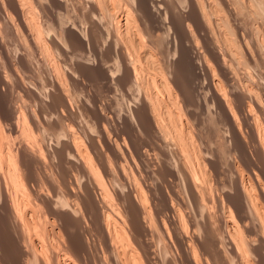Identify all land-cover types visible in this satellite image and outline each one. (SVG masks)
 I'll return each mask as SVG.
<instances>
[{"label": "rangeland", "instance_id": "obj_1", "mask_svg": "<svg viewBox=\"0 0 264 264\" xmlns=\"http://www.w3.org/2000/svg\"><path fill=\"white\" fill-rule=\"evenodd\" d=\"M11 1L12 0H0V25H1L0 26V38H2V43L0 46V49H1V51H0V60H1L0 61V64H1L0 70L4 69V64H3L4 63V59H3L4 56H2V54L4 53V55L7 54L6 55L7 60L9 59V62H11L12 66H14V67L18 66V67H16V68H18V73L20 71H22V74L20 73V75H21L20 77H22L24 79V83H25L24 89L25 90L24 91L21 90L20 93L17 91V89H16V86H17L16 81L17 80L15 79L14 75H10V73L13 74L15 71L14 70H12V71L8 70V74H9L8 80H9V83L10 82H12V83H10L8 88H7V85H5V88H4V86H3L4 84L3 83L0 84V95H1L0 101L2 100L1 104L4 105L3 106L4 109H5V106H7L9 108L10 105H11V107L14 106V109H17L16 111H18V113L17 112L14 113V114H16V115H14L15 116L14 118H16L18 116V117L23 118V120H25L24 118L26 117V120L28 121V128L30 127V129L28 130V135L25 137V139L28 142H30V144L32 143V146L36 150H38V153L40 154V156L42 155L41 157H43L44 161H43V163H41V162L37 163L34 161V159L26 157L27 158L26 161L28 160L27 162H28V165L30 167L29 172H30V176H31L30 179L27 181V186H29L30 184L31 185L25 191L23 189L16 191V188H15L16 186L12 185L13 180L11 178H10L11 179L10 180L6 174L5 175L7 177L2 176L1 171L4 169L5 171L3 170V173L6 172L5 166H7V163H6V159H4L5 162L3 161V163H5V165L2 163V160L0 162V164H2L4 167V168H1L2 165L0 167V172H1V174H0V187H1L0 188V196H1L2 192H4V195H5V193L7 194V191L10 190V194H12L14 192L12 196H13V198L16 197L15 201H18L21 198H22L21 200H23V201L26 200L27 205L25 207L21 206L20 211L18 210V213L20 212L19 213L20 219L22 221L24 220V222L22 224L23 226H25L24 228H26V227L30 228V227H33V225L35 227L37 224L38 225L40 224L39 229L37 227V229H38L37 232H35V230H32L31 233L24 235L22 230H20L19 222L17 223V221L14 220V217L12 215L13 212H11L12 209L9 206H6L5 204H3V201L0 197V200H1L0 201V264H25L28 260L30 261V262L28 261L29 264H45V262H47V261L49 264H51L52 262H56V263L58 262L59 264H66L67 262H70V264H73L74 260H77V261H75L76 263H74V264H94V263L95 264H115L118 261L120 264H123V263L124 264H134V263L135 264H147V263L148 264H153V263L154 264H156V263L157 264L158 263L163 264L166 261L164 264H167V263H169L170 260L175 261L178 264H182V263L188 264V262H186L184 256L181 255L182 253L180 251V248L176 247V246H179V242H178L179 240H176V238H175L176 233L181 234L184 232V234L187 236V238L189 237L190 239H192V237L194 238V236L197 237L196 232L198 231V233H197L198 237L200 239L202 238L201 239L202 241L204 240L205 248L207 250L208 249L211 250L210 248L213 249V245H214L215 241H218L219 238L222 239V241L219 240L221 242V246L223 244L222 243L223 241H224V243H227V240L229 238V233L230 232L233 233L234 228H236L237 231L240 230L239 228H241L243 230L241 225L242 224L244 225L246 222H241V221L238 222L239 223L238 228L233 226V222L232 223L228 222V225H227L226 220L230 219V216H229L230 214L228 215L229 208L226 205H229V203L226 201V198L224 197V192H226V191L231 192L233 190V187H234L233 173H232L231 168H230L231 166L230 167L228 166V165H230V164H228V162L230 163L231 161H233L232 159H234V155L236 153L234 150V148H235L234 145L235 144L238 145L239 143H244L243 145L245 146V149H247L246 150L247 153L249 152V154H251V155L253 154L255 156L256 148L258 147V144L260 142L264 143V111H263L264 110V0H202V1L197 0L200 3L199 7L201 6V8H200L201 11L198 9L197 5L195 6L192 4V0H165V1L164 0H155V3L153 2L154 0H142V1L141 0L140 1L139 0H130V1L129 0H96V1L95 0H27L26 2L24 0H22L23 3H25L24 5L26 6V9L29 10V11L27 10L28 12H26L29 15L26 14L25 19L27 20V18H28L27 16H29V20H30L29 26L35 25L34 26L35 28L26 27V29L29 28L32 31H34L31 34H29L30 33L29 29H28L29 32L26 29H24L25 27L23 26L24 25L23 20H20V18L17 16V14L15 12L17 9V7H15V6H17V5L16 4H15V6H14V4L12 5ZM28 1H30L31 3ZM120 2H121V4H120ZM130 4H132V5H130ZM3 5H4V8L7 7L6 11H4L5 9L3 8ZM8 5H10V6H8ZM32 6H34V8ZM13 7H15L16 9L14 10ZM193 8H196V9H193ZM194 10H195V12H193ZM7 11H10L9 13H11V12L12 13L9 14ZM130 12H131V14H130ZM201 13L204 15L205 20H206V22H204V23H203V20L201 18L202 17ZM8 16H9V18H8ZM126 16H129L130 18L126 17ZM197 16H201L200 17L201 19H199V17H197ZM13 17L14 18L16 17V19H13ZM17 17L19 20L17 19ZM132 18H134V19L132 20ZM125 19H126V21H125ZM127 19L130 20V23H129V21H127ZM9 20H10V22H9ZM197 20H199V21H197ZM200 20H202L201 23H199ZM20 21H22V22H20ZM38 22H40V24H38ZM187 22H189L190 24ZM202 23L204 24V26H202L203 25ZM2 24H3V26H2ZM186 25H188V26H186ZM189 25H191V26L189 27ZM147 26H149V27H147ZM38 29H39V31H38ZM36 30H37V32H42L41 33L42 35L40 34L41 39L43 38V40H40L41 42H39V40L37 42L34 41V40L40 39L35 33ZM119 33H120L119 36H122V35L123 36L119 37L118 36ZM35 35H36L37 39H35ZM82 37H84V38H82ZM24 38H25V40H24ZM81 38H82V40H81ZM120 38L127 40V43L130 45V46L129 45L128 46L130 48H132L131 50H133L132 54H135V56H137V57L139 55V57H138L139 60L135 59L136 60L135 63L138 65V69L139 68L142 69V73H141L140 78H139L140 79L139 84L141 86L140 89L137 88L138 86L137 87L132 86L131 87L132 89L128 90V88H129L128 85L121 88L120 86H118L119 81L118 82L116 81L117 77L122 75V74H120V72L122 73V71L120 70V72H119V67H116L118 64L115 65V63L117 62L116 58H117L118 54L120 53L118 51H120L122 49V47H123L122 50L126 51L125 46L122 45L123 40ZM47 40H48V42H47ZM52 40H53V42H52ZM0 41H1V39H0ZM42 41H44V42H42ZM81 41H82V43H81ZM83 41H85V42H83ZM128 41H130V43ZM182 42H184V43H182ZM24 43H26L27 45ZM133 43H135V44H133ZM155 43L158 44V45L156 44V47H155ZM159 43H161V44L159 45ZM179 44H181V45H179ZM25 45H26V47H25ZM43 45H45V47H47V45H48L47 49ZM87 45H89V46H87ZM132 45L135 47H132ZM42 46H43V48H41ZM48 49H49V51H48ZM48 52H49V54H48ZM42 54H44L46 57ZM40 55H42V56H40ZM49 58H51V59H49ZM24 61L26 62V65H25ZM137 61H139V62H137ZM205 61H207V62H205ZM21 62H23V65L26 68H28L27 74H26V71L23 72L24 70H23L22 66L20 65ZM27 62L29 63L28 65H30L29 67L27 66ZM206 63L208 64L209 68H208V66H206L207 65ZM58 64H60V65L58 66ZM222 65H223V67H222ZM74 68H76V69H74ZM109 69H111V70H109ZM143 69H144V71H143ZM159 69L164 72V76L166 75L165 77H167L169 79V81L172 83L170 86L171 89L170 88L165 89L163 87V83L165 84V81L167 79H164V76H162V74L159 72ZM73 70H75V72ZM154 71H156V72H154ZM58 73H60V77L63 75L65 76L66 73H67L66 76H68L67 81L65 80L66 77L65 78H64V76L62 77V79L64 78L63 81L64 82L66 81L65 83L64 82L63 83H64V86L66 89V93H68L67 97H68L69 105L66 104V106H63L60 103L61 101L59 99L60 98L59 95L57 93L55 94V92H54L55 88L54 87L52 88V86H51V85H53L52 83L56 82V80L54 81V79L57 78L58 75H56V74H58ZM113 73L115 75H113V77H112L111 75ZM153 73H155V74H153ZM71 77H73V78L69 79ZM0 79H1V75H0ZM154 80H156L157 86L150 84V83H153ZM213 80L215 83L213 82ZM75 81H76V83H75ZM0 83H1V81H0ZM175 83H177V84H175ZM216 83H217V85H216ZM214 84L216 85V88H218L220 90L222 89L221 92L222 91L225 92L226 96H225L224 92H222V93L227 98V103H228V101L230 103V104L228 103L230 105V106L229 105L228 106H229V108L231 107L230 109H233L234 113L236 114V119L238 120V124H240L239 129H241L240 132L237 131V129H235V131L238 132L237 136L239 135L238 139H236L237 137L235 138V136L232 135L233 132L231 129L232 128L231 115L227 114L228 112H225V110H224V112H222L223 110H221V108H223V107H221V104L219 106V103L216 100V97L213 93ZM148 86L149 87L153 86L152 87L153 90L156 91L157 93H159L158 95L162 98L161 102L163 101L161 103V106H160V108L163 110L159 111V112H161L160 116H159V120L161 118L162 121L160 120L159 123L163 122L164 120H165V123L172 121V122L167 123V124H165L163 122L164 123L163 127L165 130L163 129V127H161L163 129V130L161 129V131H160V134L162 135V136H160L161 140H159V136L157 137L156 132L154 133V129H151V127L146 125V121L144 119L146 114H145L144 109L141 108V104L143 102L141 98L144 97V96L142 97L143 93L145 95V91H143V90L145 88H148ZM209 87H211V88H209ZM2 88L5 89V91ZM169 89H170V92H169ZM28 90H31V91L28 92ZM243 90H245V91H243ZM241 92H243V93L245 92L247 94V97L243 96ZM136 94H137V96L139 94V96L137 97ZM20 95L23 98H21ZM134 96H136V97H134ZM168 96H171L170 99ZM23 99H25V100H23ZM178 99H179V102H178ZM186 99H187V101H186ZM172 102L173 103L175 102L174 105ZM191 103H192V107H191ZM178 105L182 106V107H179ZM91 106L92 107L94 106L93 108H96V106H97V108L93 109ZM7 107H6V110L8 111ZM85 107H86V109H85ZM89 107L91 108V110ZM142 107H143V104H142ZM163 107H165V108H163ZM224 107H225V105H224ZM226 107H225V109H227ZM26 109H28V111ZM247 109H250L255 116V118H254L255 120L253 121V123L256 122L257 124H254L256 127L253 129L251 128V124L249 122L247 123V121L244 119L245 118L244 114H245V111ZM84 110H85V112H83ZM98 110L100 113L103 112L104 115L107 114L106 115L107 116L106 117V123H105V128L107 130V133L108 134L110 133L109 135L112 137V139L115 140L117 138L115 140L116 144L119 143L122 149L126 150V152H127V149L125 148V146H126V147H128V149L130 151V152L128 151V155H127L128 158H126L127 163H124V165H126L127 168H128V166L130 168H133V169L128 168V170H129L128 172H130V170H131L130 173H128L126 170V174L128 173L131 176V177H129V175L127 174L128 177L130 178L128 181L130 182V184H133L132 180L138 181V182L135 181L137 184H135V182H134L136 191L138 190L137 192L140 193V194L139 193L137 194V192H136V194H137L136 196L140 195L142 198L144 196L143 199L147 198V201L144 204H145V206L146 205H148V206H146L145 208H146V210L148 209L147 213L150 210L149 212L154 216L153 217L152 215H150V213L148 214V217L149 218L151 217L150 219H152V224L149 223L151 221H147L148 227L151 229H148V231L146 233H144V231H141L139 229H138L140 231L139 234L133 233L132 231H128L129 228H128L127 221H126V220H128V218H127L128 215L126 213H127V210L129 209L128 206L129 205L132 206V204H133V202H131V201L133 200L134 196H131V192H132V194L134 193V195H135V191L134 190L132 191V188L130 187L132 185H130V184L127 185L128 181H125V180H124L125 185L121 184L122 183L121 177H122V179L124 178L121 173H119L120 175L115 174V176H113V178L112 177H106L107 174L104 173L105 171L102 168L103 165H102L99 158L102 159V157L105 155L104 152L102 151V146H101L102 145L101 143H103V140L101 138L99 128L97 129V127L95 125L97 121L94 119V118H96V116L93 114V113H95V111H98ZM134 110H136V111L134 112ZM9 111H10V109H9ZM25 112H27V113H25ZM86 112L87 113L89 112L88 113L89 115L91 114L90 117L93 118L92 120H90L91 118L89 119V117H88L89 115ZM171 112L174 114H171ZM84 113H86L87 115ZM92 114L95 117L92 116ZM134 114H138V115H140V117L138 118L137 117L138 115H134ZM223 114H226V115H223ZM22 115H23V117H22ZM44 115H45V118H44ZM54 115H55V117H54ZM169 115H170V117H172V116H174V117L169 118L168 117ZM31 116H32V118H31ZM164 116H167V117L165 118ZM27 117H29V118H27ZM62 117H63V119H62ZM162 117L164 119H162ZM1 118H2V121H1V119H0V121L2 123L1 122L0 123L2 125L4 124L2 127H4V131L7 133L9 126L4 123V119L6 121L7 118H5V117H1ZM21 118H20V120H21ZM131 118H133V119L135 118V119L132 121ZM88 119H89V121H88ZM135 120L139 123H137ZM140 120H142L144 122H142ZM230 120H231V122H230ZM33 121L35 122L34 124H33ZM41 121L43 124L41 123ZM90 121H91L92 125L90 124ZM92 121H95V123H92ZM140 122H142L143 123L142 125L146 126V127L140 126L141 125ZM6 123H8V120L6 121ZM171 123H173V124L170 125ZM168 124H169V126H168ZM40 125L42 126V128ZM135 125H137L136 127H138V128H136ZM160 125H162V124H160ZM200 127H202V128H200ZM30 130L33 131L34 133L30 132ZM191 131L194 134L189 133ZM177 132L178 133L180 132L179 134H184V138H183V140H181V142L182 141L184 142L183 146L187 145V146H184V147H186L185 150H184L183 146H180V145H182V143L179 141L180 139H178V137H177L178 136ZM188 133H189V136L186 135ZM240 133L243 135H240ZM31 134H33V136ZM71 134H72V136H71ZM13 135H15V136H13ZM13 135L11 136V140L17 139L16 140L17 142L12 141L13 143H7L5 141V142H2L0 144V148H1L0 154L3 153L2 154L4 156L3 158H5L7 156V154H5V151L7 153L9 148H13V149L16 148L14 151L17 152L16 150H21L23 147L22 143L24 141H22L21 139H24V137L23 136L19 137L20 134L18 135L16 133ZM158 135H159V133H158ZM190 135H191V137H190ZM172 136H174V137H172ZM12 137H15V138L12 139ZM34 137L36 139H33ZM192 137H194L195 139H193ZM157 138H158V140H157ZM234 138L237 140V143L235 142L236 140ZM259 138L261 139V141L259 140ZM75 139H77V140H75ZM93 139H95V140H93ZM165 139H167V140H165ZM30 140H32V141H30ZM70 140H72V141H70ZM99 140H100V144H99ZM190 140H192V142H194L193 146H191L192 143H190ZM233 140H235V141H233ZM73 141H75V143H74L75 145L78 142L79 145L77 144L78 146H76V147H80L79 150H81L80 152H82V153H80V155L81 156L84 155L83 158L87 159L86 161L89 164H91V161H92L93 168L95 167L96 169H98L99 175L104 176V179L107 181V185H108V183L109 184L112 183V184H110L111 189L108 188V192L111 196L109 200H113V197H114V199L117 198L116 200H118V201H116V200L115 201L113 200V202L111 201L112 202V203L110 202L111 208H109V210L105 208L106 209L105 211H109V213L112 217L109 220L110 221L109 222V224H110L109 228H111L110 229L111 233L113 232V234H114V231L116 233L120 228L121 229L119 230V232H121V230L125 229L124 227L127 225L126 231H128V232H126V231L123 232L124 230L122 232H123V234L125 233L124 234L125 236H127L129 234L127 236L128 238L127 237H123V238L121 237V240H119V239H115L117 237V234H120L119 232H117L114 235L112 234L113 237L115 236L113 238V242H116L119 240L118 242L114 243L115 249H113L112 251L108 249L107 244H103V242L106 243L105 242L106 240L103 241L102 237H105L108 240V235L104 234V236L101 237L100 235H102V233L100 231H98V232H100L101 234L96 233L98 230L97 229L98 227H96V224L98 223V221L96 222V220L98 218H97V216H96V219L94 218L96 213L94 211L92 212V209H90V207H91L90 202L91 201L93 203H95V202L97 203V201H98V203H99V201L102 202L101 190H99V192H98V188L94 187L93 185H90V184H94V182L90 183V181H88L89 179H87L88 176H87V178L82 177V174L79 172L77 165L72 166L71 161H69V163H67L68 162L67 158L69 155V153H67V152H69V150H68L69 147L73 148L72 147V146H74V145H72ZM94 141H95V144H94ZM159 141H162V142L159 143ZM198 141L200 143L202 142L201 143L202 145ZM19 142H20V145H22L21 147L19 145ZM162 143H163V145H162ZM67 144H69V145H67ZM91 144H92V146H91ZM104 144L105 143H103V145ZM189 144H190V151L188 149ZM9 145H10V147H8ZM256 145H257V147H256ZM64 146H66V147H64ZM202 146H203L204 150H203ZM205 146H207V147H205ZM19 147L21 149H19ZM134 147L136 148L138 153L133 150ZM181 147H183L182 148V150H184L183 153L185 152L186 155L190 154V156H191L190 160L185 159L184 156H181V154H179L181 152L179 150V149H181ZM160 148L163 151L165 150L164 152H167L166 153V154H168L167 156H171V157H168L169 159H167V160L170 161V163L173 165V168L175 167L174 169H178V167L181 166L180 162L182 161V158L184 157L183 161H187V164L188 165L190 164L192 166V168H191V166H189L190 169H193L191 171L194 172V170L196 169L195 172L198 174L197 177L199 176V178H197V182H199L198 179H201L202 177H204L206 180H208L206 182V180H204V178H203V181H202V179L200 181V183H202V185L200 183L198 184V186L201 187L198 190L200 191L202 189L201 190L202 191L201 196L204 195L201 199L205 198L204 199L206 201L205 203L208 204V205H206L204 203L205 206H207L206 208L204 206L203 207L204 209H202L198 205L194 204L195 201H194V199L193 200L191 199L192 196H191L190 192L188 195V190L189 191H191V190H190V188L188 189V187L186 185V184H188L186 179L185 180L183 179L184 181L181 179L183 182L182 181L180 182V181H177L178 180L177 178H175L173 176L172 177L169 176V171L166 170L167 165L164 163L166 158H165V156L163 157V151H162V154H160L161 153ZM177 148H179V149H177ZM206 149L212 150L211 153H209L210 150L208 151L207 154L203 153V152L207 151ZM213 150H214V152L217 150L216 152H218L219 154L216 152L215 153L217 156L218 155L221 156V157L219 156L220 157L219 159H218V157L216 158L215 154H214V156L216 159L214 158V156L212 154V153H214ZM65 151H66V153H65ZM175 151H177V153ZM178 151H180V152H178ZM145 152H147V153H145ZM196 152L199 153L200 155H198ZM192 153H196V154L192 155ZM164 155H165V153H164ZM194 155H198L199 159H201V158L202 159L199 160L198 157L196 158V156H194ZM109 156H110V161L115 160L114 157H111V155H109ZM129 156L132 158H130ZM133 156H134V158H133ZM158 156H161V158ZM207 156H210L209 158L213 157L211 159L213 162L216 160L214 162V164L216 166L217 165L218 166H217V168L216 167H214V168H216L218 170L221 168H225V170L224 169L220 170L218 175H217L218 172H215L216 173V175H215L213 173V171H215V170L213 168H211L212 166H211V164H209V161H211V160H208L209 158ZM104 157H106V156H104ZM146 158H147V160H146ZM61 159H63V160H61ZM106 159H102L104 161V163H107V162H105ZM127 159L129 161H127ZM134 159H135V162H134ZM195 159H196V161L198 159L203 165L207 163L206 167H204L205 169L202 168V170L200 171L199 166L197 167V165H199L200 162L198 161L199 162L198 163V162L193 161ZM146 161L148 163H146ZM152 161L154 163H152ZM178 161H179V164H178ZM203 161H204V163H203ZM217 161L220 162L221 165ZM112 162L111 163L114 164L115 167L118 166L117 161H112ZM115 162L117 163V165ZM150 162L153 165L154 164H157V165L151 166ZM156 162H158V163H156ZM160 162H161V164H160ZM39 163H41V164H39ZM222 163L225 165H223ZM161 165H163V166H161ZM219 165L221 166V168H219ZM155 167H157L156 168L157 173H155L156 172ZM193 167L194 168L196 167V168L194 169ZM206 168H208V169H206ZM71 169H72V172H74L78 182L75 178H72L74 176H72V174H71ZM75 169L77 171H74ZM144 169H147V170H144ZM204 170H207V171L204 172ZM223 171H225V174H223L224 173ZM141 172H142V174H141ZM199 172H201V175H199L200 174ZM202 172H204L206 174H204ZM209 172L213 173V175L212 174L210 175ZM77 173H79V175ZM76 174L78 175V177ZM88 174L89 173H87V175ZM133 174H135V175L132 178ZM145 174L146 175L148 174L147 177ZM158 174L160 175V177ZM220 174L225 175L224 177H226V178H224L223 175L221 176ZM205 175L207 177H205ZM219 175H220V177H219L220 180H218ZM243 175H244L243 178L245 179L246 186H248V184L250 182V180H249L250 176L247 175V171H245V173H243ZM67 176H69V178ZM144 176L146 177V179ZM195 176H196V174H195ZM214 176H217V177H214ZM2 177L4 178V180L2 179ZM61 177H63L62 178L63 180L61 179ZM65 177H66V179H65ZM209 177L211 179H209ZM212 177H213V179H212ZM227 177H230V178L227 179ZM7 178L9 179L8 180L9 182L11 181L8 184L9 186L11 185V187H9V190H7L8 185L5 184V183H8V182H6ZM107 178H109L108 180H110V179L111 180L108 181ZM156 178H159V179H156ZM262 178L263 177L260 178V180H261L260 183H262L264 185V183L262 182L264 180V178H263V180H262ZM84 179H86V180H84ZM118 179H120V180H118ZM225 179L230 180V185L231 186L233 185L232 187L230 186V190L228 188L229 185L228 186L226 185V183H229V181L227 182ZM59 180H60V182L65 181L66 183H69V181H72L73 182L72 187H74V188L77 187L79 189L78 190L77 188H75V194L78 192L77 196L72 192L70 193V191L68 189L63 188L62 186L59 187L58 186ZM112 180H113V182H112ZM114 180L116 183L114 182ZM210 180H211V182H209ZM248 180H249V182H248ZM4 181H5V183H2ZM40 182H43V183L41 184ZM51 182H53V183H51ZM87 182H88V184L90 183L87 186L88 187L87 189L93 188L94 192H92V189H91V191L89 189V191L92 192V194L89 192H86V191H88L86 189V186H85V184H87ZM159 182L160 183L162 182V183L160 184ZM214 182H215V184H214ZM221 182H223L224 184H222ZM39 183L41 184V186ZM78 183L79 184L81 183V184L79 185ZM177 183L179 185H177ZM180 183H183V188L185 187L184 188L185 190L182 187H180L182 185ZM211 183H212V186L215 188L212 187V189H209V188H211L210 187ZM218 183H220V184H218ZM13 184H15V183L13 182ZM120 184L122 186H125V187H122ZM149 184L151 186H149ZM250 184H251V182H250ZM250 184L248 187H251ZM145 185L147 186V188ZM152 185H154V186H152ZM215 185L218 186V189L216 188ZM4 186H5V188L6 187L7 188L5 189ZM115 186H117V187L115 188ZM148 186L151 187L150 188L151 190L148 189L149 188ZM159 186L160 187L162 186V187L159 188ZM172 186H173V189L171 188ZM174 186H175V188H174ZM12 187L15 189H13ZM108 187H109V185H108ZM144 187L146 188V190H144L145 189ZM203 187H206V189ZM2 188H3V190H2ZM123 188H124V190H127V191L129 190L128 191V193L130 192L129 195L127 192L126 193L130 198H128L127 195H124L126 193H124L125 191L123 190ZM137 188H139V189H137ZM223 188H225V189L223 190ZM226 188H228V189H226ZM117 189H119L120 191ZM160 189L163 191H161ZM165 189L166 190L168 189V190L165 191ZM169 189L171 190V192ZM175 189H176V191H175ZM13 190H15V191H13ZM84 190H85V192H84ZM205 190H207V191H205ZM215 190L218 192V194ZM221 190H222V192H220ZM82 191L84 192L85 195L82 194ZM110 191L111 192L113 191V194H115V195L111 194ZM149 191H150V193H149ZM208 191H210L211 193L210 192L208 193ZM151 192L153 193V195ZM163 192L168 194L167 196H169V194H170L169 197L171 200H169L168 197L165 196L166 194H164ZM86 193H87V195H86ZM120 193L123 196L120 195ZM173 193L175 194L176 198L179 195L178 200L179 201L181 200L180 202L176 201L177 200L176 198H172V197H174ZM178 193H180V194H178ZM185 193H186V196H185ZM198 193H200V192H198ZM206 193H208V194L206 195ZM93 194L95 195V197L96 196H98V197L95 198L94 196H92ZM116 194H119V195H116ZM211 194H214V197L216 198V200L220 196H222V197H220V199H218V201H215V198ZM215 194L220 195V196H216ZM253 194H256V192L254 191ZM99 195H100V197H99ZM162 195H164V196L161 197ZM187 195L190 197H187ZM78 196H79V198H78ZM84 196H88V198L91 197L90 198L91 201L88 200L89 201L88 204L86 202L88 198L86 197L87 198L86 199V198H84ZM121 196L123 198H124V196H126V198L124 200H122L123 198ZM206 196H209L208 199H206ZM17 197H18V199H17ZM80 197L82 199L84 198V200H86V201L81 202L80 200H82V199H80ZM92 197L95 198L96 201L94 199H92ZM119 197L123 203L118 199ZM164 197H166L165 198L166 200H164ZM239 197L241 198V196L235 195L233 197L234 198L233 200H236V203H239V202L242 203L243 200L239 199ZM44 198H45V200H43ZM66 198H68L71 205L66 204ZM182 198H183V200H182ZM77 199L79 200V202ZM127 199H129L130 203H132V204L127 202L128 201ZM223 199L227 203H225V201ZM53 200H55V201H53ZM188 200H189V202H190V200L192 202L189 204V202H187ZM49 201H50V203H49ZM118 202H120L121 204ZM124 202L125 203L127 202V204H124ZM166 202H168L167 203L168 205L166 204ZM182 202H183V205L181 204ZM186 202H187V204H186ZM223 202H224V204H226V205H224L226 207L223 206V204H222ZM43 203H44V205H43ZM47 203H49V204L47 205ZM128 203H129V205H128ZM220 203H221V205H220ZM241 203H239V204L241 205ZM51 204L53 205V207L56 208L54 211L51 209V207H52V206H50ZM83 204H85V205H83ZM179 204H181L182 206ZM169 205H170V208L168 207ZM173 205H174V207L176 206L175 208H178L179 211L184 206V209H182L180 212H182V211L184 212V210H185V213H188L189 215L191 212L196 213V215L193 213L190 216L188 215V217L190 219H192V221L190 220V222H194L195 226L192 223H189V221H188L189 218L187 217V214L184 215L185 213L183 214V212H182V215H183L182 219L183 220L182 221L179 220L180 223H177L178 221L176 222V220L178 219V216L175 212H173L174 216L175 217L177 216L176 219L174 217V219H175V221H174L173 216H172L173 214L171 212V211H173L171 208V206H173ZM188 205L190 206L189 208H188ZM194 205H196V206H194ZM213 205H215V206H213ZM49 206H50V208H49ZM119 206H120V210H119ZM133 206H135V205H133ZM209 206H210V208H209ZM218 206L219 207L221 206L220 207L221 209L220 208L217 209L216 207H218ZM16 207H17V204H16ZM80 207L81 208L84 207L85 209L88 208L87 213L85 212L86 211L85 209H81L83 212L81 210H79ZM123 207L125 208L124 210H123ZM156 207H159V208H157V210H156ZM195 207L198 209L196 210ZM69 208H70L71 213L70 214L67 213L68 216H67V214L64 213L65 217L62 219L59 216L57 217V215L54 214L55 211H59V210L61 211L60 212V214H61L63 210L66 211L65 209H69ZM71 208H73V209H71ZM112 208L114 210L116 208V212L120 211L119 214L121 216L123 214V211L126 210L124 212V214H126V215L124 216V214H123V216H122L123 218L120 219L121 218L120 215L118 213L114 214L115 211ZM154 208H155V210H154ZM226 208H227V211H226ZM231 208L234 209L233 206ZM49 209H51L53 212H50L51 210L49 211ZM57 209H59V210H57ZM89 209L92 212L90 214H89V211H90ZM152 209H153V212L151 211ZM159 209L160 210L163 209V210L160 211ZM224 209H225V213H224ZM240 209H242V207ZM44 210L46 212H44ZM111 210H113V211H111ZM135 210H136V208L134 209V207H133V208H131V211H129V213H132V216H133V213L135 212ZM198 210H200L199 211L200 214H199ZM219 210H222V211H219ZM235 210H236V208H235ZM235 210H234V213H235V216L237 218V215H236L237 212H235ZM207 211L208 212L210 211V213L207 214ZM212 211H213V213H212ZM21 212H23V213L21 214ZM155 212H156V214L154 215ZM197 212H198V214H197ZM217 212H219L221 215L218 214ZM221 212H223V213H221ZM85 213L87 215H90L91 217H93L92 219H95V220H93V222H92L91 217L85 216L86 215ZM112 213H113V215H112ZM170 213H171V215H170ZM202 213H204V216L202 215ZM20 214L23 215V219H22V216ZM92 214H94V215H92ZM162 214H163V216H162ZM224 214H226V215L224 216ZM201 215H202V217H201ZM81 216H84L85 218L83 217L84 218L83 219ZM192 216L193 217L195 216L194 219ZM214 216H217V217H215L217 219H215ZM223 216L225 217L226 220L224 219ZM25 217H26V219H25ZM133 217L136 219V220H134V222L135 221L137 222L138 217L136 216V213H134ZM165 217L166 218L168 217V218L166 219ZM198 217H199V219H198ZM48 218H49V220H48ZM55 218H56V220H55ZM86 218H87V220L89 218V220H88L89 224L86 221ZM149 218L147 220H149ZM161 218H162V220H161ZM200 218H202L204 221ZM218 218L220 221V222L218 221L219 223H221L222 225L225 223L226 224L224 226H222L220 224L221 227L219 225H217L218 222L215 220H218ZM80 219H82V220H80ZM90 219H91V221H90ZM153 219H155L154 223H156L158 221L157 222L158 224H153ZM160 220L162 222H160ZM196 220H198L197 221L198 223L196 222ZM199 220L200 221L202 220L204 222V225H203V222L201 225V223H199L200 222ZM206 220L207 221L212 220V225H210L211 223L208 224V222ZM223 220H225V222H223ZM22 221H20V222L22 223ZM60 221H62V223H60ZM183 221H186L185 225H188L190 228H188L187 226L185 227V225L184 226L181 225V224H184ZM187 221L191 225H189L187 223ZM213 221H215L214 222L215 223L214 228L217 230L220 227L221 231L223 233L221 231H220L221 233L218 232L220 228L218 229V231H216V230L213 231L214 230L212 228L213 224H214ZM174 222H175V224H180V225H175ZM247 222H248V224L251 225L250 221H247ZM24 223H26V225ZM91 223H93V224L95 223L94 224L95 226ZM160 223H161V226L159 225ZM171 223L173 224L172 226H171ZM62 224H64V225L62 226ZM44 225H46V228H47L46 231H45V229L42 228ZM149 225H151V226L156 225V227H158V229L155 226H154L155 229H153L154 227L152 226L153 227L152 228ZM164 225H165V227H164ZM216 225L218 228L216 227ZM61 226L62 227L66 226V228L64 229ZM175 226H178V228H180V230L181 229L182 230L180 231L177 227L175 228ZM181 226H183L186 231L190 229L189 233L192 232L191 233L192 237L189 234H187L188 232H186L183 227L181 228ZM192 226L195 227L197 231H195V228L192 229L193 228ZM171 227L172 228L174 227L173 228L174 230L177 229V231H180V232L174 231ZM222 227H224V228H222ZM227 227H228V229H227ZM232 227H234V228H232ZM250 227H252V226H250ZM89 228L90 229L92 228V230H94L95 233H94V231L91 232V230ZM112 228L114 230H112ZM40 229H41V232H38ZM66 229H68V232L70 231L69 233L68 232L66 233L67 235H65ZM203 229H204V233H203ZM226 229H227V231L229 230L230 232L228 231V233H226L227 232ZM63 230H64V232L62 233ZM152 230L154 231V233L157 232V234L154 235ZM172 230L175 233H173ZM237 231H235L236 234H237ZM130 232L134 234L135 240L133 239V235L132 236L130 235ZM166 232H167V234H165ZM217 232H218V234H221V235L218 236ZM235 232L233 233L234 235H235ZM22 233L25 237L22 235ZM147 233H150V234H147ZM158 233H160V234H158ZM63 234L65 237H63ZM70 234L72 235V237H71L72 239L68 236ZM168 234H169V236L170 235L171 236L169 237ZM173 234H175V235H173ZM180 234L176 236L179 239H180V237H179ZM202 234H203V236H202ZM206 234L209 236H207ZM225 234H227V235H225ZM138 235L140 238L142 237L144 240L142 238L140 240V238L137 237ZM157 235H158V237H157ZM26 236H27V238H26ZM120 236H123L122 233L120 235H118L119 238H120ZM135 236L139 239L140 242L138 241V239H136ZM149 236H151L150 238H152L154 236H155V238L157 237L156 239L158 242H156V239H154V238L149 240L150 239ZM200 236H202V237H200ZM52 237H53V240L51 239ZM54 237H55V239H54ZM130 237H132V238H130ZM214 237L216 239L218 238V240H216ZM124 238H125V240H124ZM158 238H160V239H158ZM170 238L173 242L170 241ZM69 239H70V241H68ZM129 239H132V242ZM153 239L155 242L153 241ZM164 239H166L165 240L166 242H168V243L171 242L172 244L171 243L170 244L165 243ZM127 240L129 242H127ZM174 240H175V242H174ZM213 240H214V242H213ZM136 242L137 243L139 242L138 243L139 246H137ZM143 242H145V243H143ZM149 242H150V245L148 244ZM163 242H164V244H163ZM220 242H219V244H220ZM142 243L145 245V246L142 245L144 247H141ZM146 243H147V246H149V247H151V243H152V247H151L152 250L154 249L155 246L157 248L155 247V249L153 251L152 250L150 251V248L146 246ZM72 244L75 245V249H77L76 251L79 252L78 255H77V252H75V249L73 248L74 245H72ZM66 245L70 246V247L72 246L71 247L72 250H70V248H67ZM126 245L127 246L130 245V246L127 247ZM60 246H61V248H60ZM64 246L67 249H69V251L67 250L68 252L72 253V251H73L75 253V254L73 253V255H75V257L72 258L73 261H71L68 258V256L65 255L66 251L63 250V248H65ZM45 247H47L48 250ZM103 247L105 248L104 250H103ZM122 247L124 249H121ZM145 247H147L146 250L148 251V253H147V251H145L146 254L143 251V249L145 250ZM222 247H224V246H222ZM169 248H171L170 251H172V252L169 251ZM25 249H28V251L30 250L29 253L31 255L32 254L33 255L32 256L28 255V257L24 256L23 252L25 251ZM166 249H167V253L165 251ZM128 250H129V252H128ZM150 252H153L155 257L152 256L153 253L150 254ZM169 252L171 254H169ZM46 253H47V257L45 256ZM104 253H106V255ZM118 253H119V255H118ZM132 253H133V255H132ZM136 253L140 256H138ZM173 253L175 256L173 255ZM100 254H103V255H100ZM54 255L58 256L57 258H59V259L57 260L56 257H54L55 258L54 259L53 258ZM87 255L89 256V258ZM48 257H50V258H48ZM94 257H95V259H94ZM174 257H176L178 259L176 260ZM201 257L202 256H199V259H200L199 261L200 262L203 261V263L205 262L204 264H206V261H204L205 258H203V257L201 258ZM29 258H31L33 261H31V259H29ZM65 258H67V259H65ZM134 258H137L138 260L136 261V259H134ZM140 258H141V260H140ZM142 258H145V259L143 260ZM52 259H54V260H52ZM173 259H175V260H173ZM178 260H180V263L177 262ZM216 260H218L217 262L220 263V260L217 257H216Z\"/></svg>", "mask_w": 264, "mask_h": 264}, {"label": "bare ground", "instance_id": "obj_2", "mask_svg": "<svg viewBox=\"0 0 264 264\" xmlns=\"http://www.w3.org/2000/svg\"><path fill=\"white\" fill-rule=\"evenodd\" d=\"M25 2L27 1V0H24ZM96 1V0H95ZM130 1V0H129ZM140 1V0H139ZM142 1V0H141ZM165 1V0H164ZM202 1V0H201ZM3 2V1H2ZM12 2V5L14 4V6H15V4L17 5V6H15V7H17V9L15 8V7H13L14 8V10L16 9V14H17V16L20 18V20H23V26L25 27L24 29H26V27H29V28H31V27H33V28H35L33 25L32 26H29L30 25V20H29V16H27L28 18H27V20L25 19V17H26V12H28L29 10L28 9H26V6L24 5L25 3H23V1L22 0H12L11 1ZM28 2H30V1H28ZM27 2V3H28ZM99 2V1H98ZM154 3H155V0L153 1ZM9 3V2H8ZM31 3V2H30ZM37 3V2H36ZM117 3V2H116ZM139 3V2H138ZM142 3V2H141ZM2 4V3H1ZM5 4V3H4ZM79 4V3H78ZM120 4H121V2H120ZM192 4L193 5H197V7H198V9L200 10V8H201V6L199 7V2L197 1V0H192ZM6 5V4H5ZM28 5V4H27ZM35 5V4H34ZM130 5H132V4H130ZM192 5V6H193ZM8 6H10V5H8ZM96 6V5H95ZM147 6V5H146ZM33 8H34V6H32ZM81 7V6H80ZM125 7V6H124ZM123 7V8H124ZM135 7V6H134ZM173 7V6H172ZM220 7V6H219ZM3 8H4V5H3ZM6 8L7 7H5L4 9V11H6ZM29 8V7H28ZM142 8V7H141ZM193 9H196V8H193ZM28 10V11H27ZM133 10V9H132ZM137 10V9H136ZM203 10V9H202ZM13 11V10H12ZM31 11V10H30ZM33 11V10H32ZM131 11V10H130ZM201 11V10H200ZM8 13L10 12V11H7ZM14 12V11H13ZM132 12V11H131ZM131 12H130V14H131ZM193 12H195V10L193 11ZM203 12V11H202ZM206 12V11H205ZM12 13V12H11ZM11 13H9V14H11ZM33 13V12H32ZM39 13V12H38ZM37 13V14H38ZM137 13V12H136ZM139 13V12H138ZM197 13V12H196ZM8 14V15H9ZM35 14V13H34ZM115 14V13H114ZM127 14V13H126ZM200 14V13H199ZM206 14V13H205ZM14 15V14H13ZM12 15V16H13ZM27 15H29V14H27ZM36 15V14H35ZM133 15V14H132ZM201 15H202V17L201 16H197V17H199V19H201L202 18V20H203V23L204 22H206V20H205V17H204V15L201 13ZM6 16V15H5ZM11 16V15H10ZM116 16V15H115ZM18 17H17V19H18ZM33 17V16H32ZM48 17V16H47ZM117 17V16H116ZM126 17H129V16H126ZM143 17V16H142ZM201 17V18H200ZM8 18H9V16H8ZM59 18V17H58ZM130 18V17H129ZM7 19V18H6ZM13 19H16V17L14 18L13 17ZM117 19V18H116ZM134 18H132V20H133ZM19 20V19H18ZM32 20V19H31ZM34 20V19H33ZM202 20H200V22L199 23H201V21ZM125 21H126V19H125ZM127 21H129V23H130V20H128L127 19ZM135 21V20H134ZM182 21V20H181ZM197 21H199V20H197ZM196 21V22H197ZM9 22H10V20H9ZM12 22V21H11ZM20 22H22V21H20ZM32 22V21H31ZM119 22V21H118ZM211 22V21H210ZM16 23V22H15ZM36 23V22H35ZM185 23V22H184ZM183 23V24H184ZM187 23H189V22H187ZM198 23V22H197ZM196 23V24H197ZM202 23V24H203ZM208 23V22H207ZM37 24V23H36ZM38 24H40V22H38ZM116 24V23H115ZM136 24V23H135ZM190 24V23H189ZM55 25V24H54ZM185 25V24H184ZM209 25V24H208ZM1 26V25H0ZM2 26H3V24H2ZM17 26V25H16ZM37 26V25H36ZM41 26V25H40ZM44 26V25H43ZM186 26H188V25H186ZM191 25H189V27H190ZM200 26V25H199ZM202 26H204V24L202 25ZM218 26V25H217ZM147 27H149V26H147ZM28 28V29H29ZM32 28V29H33ZM130 28V27H129ZM198 28V27H197ZM5 29V28H4ZM28 29H26L27 31H28ZM40 29V28H39ZM39 29H38V31H39ZM73 29V28H72ZM148 29V28H147ZM187 29V28H186ZM190 29V28H189ZM188 29V30H189ZM208 29V28H207ZM244 29V28H243ZM30 30V33L29 34H31V33H33L34 31H32L31 29H29ZM34 30V29H33ZM191 30V29H190ZM230 30V29H229ZM97 31V30H96ZM193 31V30H192ZM29 32V31H28ZM61 32V31H60ZM186 32V31H185ZM36 35L40 38V39H37L36 38V35H35V39H37V40H34L35 42H37L38 40H39V42H41L40 40H43V38L41 39V33L42 32H37V30H36ZM39 35H38V34ZM125 33V32H124ZM173 33V32H172ZM27 34V33H26ZM41 34V35H40ZM184 34V33H183ZM208 34V33H207ZM21 35V34H20ZM61 35V34H60ZM120 35V33L118 34V36ZM191 35V34H190ZM189 35V36H190ZM27 36V35H26ZM33 36V35H32ZM82 36V35H81ZM95 36V35H94ZM104 36V35H103ZM123 36V35H122ZM122 36H119V37H122ZM135 36V35H134ZM133 36V37H134ZM193 36V35H192ZM191 36V37H192ZM28 37V36H27ZM34 37V36H33ZM125 37V36H124ZM123 37V38H124ZM82 38H84V37H82ZM82 38H81V40H82ZM123 38H120V39H122L123 41V44L122 45H124L125 46V50L126 51H124V50H122L123 49V47H122V49L120 50V51H118V52H120L119 54H118V56H117V62L115 63V65L116 64H118L116 67H119V72H120V70L122 71V73L120 72V74H122L121 76H119V77H117V82H118V86H120L121 88H123V87H125L126 85H128L129 86V88H128V90L130 89H132L131 87L132 86H138L137 88H139L140 89V84H139V78H140V75H141V73H142V69H138V65L135 63L136 62V60H139L138 59V57H139V55H138V57L137 56H135V54H132V52H133V50H131L132 48H130L129 46V44L127 43V40H125V39H123ZM1 39V41H0V46H1V43H2V38H0ZM8 39V38H7ZM183 39V38H182ZM187 39V38H186ZM193 39V38H192ZM24 40H25V38H24ZM31 40V39H30ZM157 40V39H156ZM32 41V40H31ZM30 41V42H31ZM91 41V40H90ZM121 41V40H120ZM42 42H44V41H42ZM46 42V41H45ZM47 42H48V40H47ZM52 42H53V40H52ZM83 42H85V41H83ZM105 42V41H104ZM129 43H130V41H128ZM132 42V41H131ZM17 43V42H16ZM15 43V44H16ZM81 43H82V41H81ZM121 43V42H120ZM181 43V42H180ZM182 43H184V42H182ZM24 44H26V43H24ZM40 44V43H39ZM38 44V45H39ZM42 44V43H41ZM46 44V43H45ZM133 44H135V43H133ZM156 44L157 43H155V47H156ZM161 43H159V45H160ZM198 44V43H197ZM242 44V43H241ZM20 45V44H19ZM27 45V44H26ZM26 45H25V47H26ZM33 45V44H32ZM49 45V44H48ZM48 45H47V47H48ZM129 45V46H128ZM158 45V44H157ZM178 45V44H177ZM179 45H181V44H179ZM31 46V45H30ZM44 47H45V45H43ZM43 46L41 47V48H43ZM87 46H89V45H87ZM111 46V45H110ZM140 46V45H139ZM29 47V46H28ZM37 47V46H36ZM47 47H45L46 49H47ZM132 47H135V46H133L132 45ZM146 47V46H145ZM235 47V46H234ZM2 48V47H1ZM177 48V47H176ZM5 49V48H4ZM45 49V50H46ZM51 49V48H50ZM112 49V48H111ZM134 49V48H133ZM140 49V48H139ZM257 49V48H256ZM35 50V49H34ZM41 50V49H40ZM0 51H1V49H0ZM48 51H49V49H48ZM52 51V50H51ZM56 51V50H55ZM77 51V50H76ZM104 51V50H103ZM42 52V51H41ZM44 52V51H43ZM139 52V51H138ZM3 53V52H2ZM7 53V52H6ZM5 53V54H6ZM27 53V52H26ZM48 54H49V52H48ZM85 54V53H84ZM144 54V53H143ZM226 54V53H225ZM7 55V54H6ZM6 55H4V53L2 54V56H4V69H1L0 70V75H1V79H0V81H1V83L0 84H4L3 86H4V88H5V85H7V88H8V86L10 85V83H12V82H10L9 83V78H8V76H9V74H8V70L9 71H12V70H14L15 72L13 73V74H11L10 73V75H14V77H15V79L17 80H15L17 83V86H16V89H17V91L20 93V91L21 90H25L24 88V85H25V83H24V79L22 78V77H20L21 75H20V73L22 74V71H20L19 73H18V68H16V67H18V66H16V67H14V66H12V64H11V62H9V59L7 60V56ZM42 55H44V54H42ZM42 55H40V56H42ZM10 56V55H9ZM8 56V57H9ZM45 56V55H44ZM149 56V55H148ZM233 56V55H232ZM46 57V56H45ZM51 57V56H50ZM53 57V56H52ZM198 58V57H197ZM41 59V58H40ZM49 59H51V58H49ZM90 59V58H89ZM136 59V60H135ZM11 60V59H10ZM141 60V59H140ZM1 61V60H0ZM32 61V60H31ZM40 61V60H39ZM45 62V61H44ZM52 62V61H51ZM137 62H139V61H137ZM205 62H207V61H205ZM223 62V61H222ZM20 63V62H19ZM24 63H25V65H26V62L24 61ZM46 63V62H45ZM56 63V62H55ZM81 63V62H80ZM141 63V62H140ZM29 63L27 62V66L29 67L30 65H28ZM42 64V63H41ZM207 64V63H206ZM21 66H22V68H23V72H25L26 71V74H27V71H28V68H26L24 65H23V62H21V64H20ZM19 65V66H20ZM52 65V64H51ZM60 64H58V66H59ZM147 65V64H146ZM167 65V64H166ZM0 66H1V64H0ZM56 66V65H55ZM57 66V67H58ZM165 66V65H164ZM206 66H208V64L206 65ZM143 67V66H142ZM222 67H223V65H222ZM225 67V66H224ZM228 67V66H227ZM110 68V67H109ZM208 68H209V66H208ZM207 68V69H208ZM21 69V68H20ZM55 69V68H54ZM74 69H76V68H74ZM224 69V68H223ZM228 69V68H227ZM109 70H111V69H109ZM148 70V69H147ZM209 70V69H208ZM57 71V70H56ZM74 72H75V70H73ZM118 71V70H117ZM116 71V72H117ZM143 71H144V69H143ZM246 71V70H245ZM115 72V73H116ZM154 72H156V71H154ZM159 72L162 74V76H164V72L163 71H161L160 69H159ZM246 73V72H245ZM54 74V73H53ZM67 74V73H66ZM66 74H65V76H64V78H65V80L67 81V77L68 76H66ZM119 74V73H118ZM149 74V73H148ZM153 74H155V73H153ZM160 74V75H161ZM219 74V73H218ZM24 75V74H23ZM56 75H58L57 76V78L56 79H54V81L56 80V82L55 83H52L53 85H51L52 86V88L54 87L55 88V90H54V92H55V94L57 93L58 95H59V99H60V103L63 105V106H66V104H68L69 105V102H68V97H67V94L68 93H66V89H65V86H64V83L66 82H64L63 80H64V78L62 79V77L63 76H61L60 77V73H58V74H56ZM111 75V74H110ZM113 75H115L114 73L111 75L112 77H113ZM3 76V77H2ZM25 76V75H24ZM149 76V75H148ZM166 76V75H165ZM164 76V79H167L166 81H165V84L163 83V87L165 88V89H167V88H170L171 89V82L169 81V79L167 78V77H165ZM239 76V75H238ZM42 77V76H41ZM56 77V76H55ZM74 77V76H73ZM73 77H71V78H69V79H72ZM151 77V76H150ZM155 78V77H154ZM163 78V77H162ZM12 79V78H11ZM27 79V78H26ZM49 79V78H48ZM171 79V78H170ZM142 80V79H141ZM237 80V79H236ZM52 81V80H51ZM155 81V82H154ZM153 81V83H150V84H153V85H156L157 86V84H156V80H154ZM161 81V80H160ZM172 81V80H171ZM225 81V80H224ZM257 81V80H256ZM259 81V80H258ZM64 82V83H63ZM146 82V81H145ZM152 82V81H151ZM212 82V81H211ZM213 82H214V80H213ZM73 83V82H72ZM75 83H76V81H75ZM144 83V82H143ZM161 83V82H160ZM215 83V82H214ZM218 83V82H217ZM217 83H216V85H217ZM28 84V83H27ZM148 84V83H147ZM146 84V85H147ZM162 84V83H161ZM175 84H177V83H175ZM219 84V83H218ZM70 85V84H69ZM111 85V84H110ZM216 85L214 84V89H213V93H214V95H215V97H216V100L218 101V103H219V106H220V104H221V107H223V108H221V110H223L222 112H224V110H225V112H228L227 114H230L231 115V118H232V132H233V136H235V138L236 139H238V136H237V131H239L240 132V130L241 129H239L240 128V124H238V120L236 119V114L234 113V111H233V109H230L229 108V101H228V103H227V98L225 97L226 96V94H225V92L224 91H222V92H224V94H225V96H224V94L221 92V90L220 89H218V88H216ZM220 85V84H219ZM218 85V86H219ZM2 86V85H1ZM40 86V85H39ZM159 86V85H158ZM175 86V85H174ZM217 86V87H218ZM221 86V85H220ZM240 86V85H239ZM260 86V85H259ZM151 87V86H150ZM149 86H148V88H143L144 90L143 91H145V95H144V93H143V95H142V97L143 98H141L142 99V104H143V107H142V104H141V108H143L144 109V111H145V114H146V116H145V121H146V125H148L149 127H151V129H154V133L156 132V134H157V137L159 136V140H161V138H160V136H162L161 134H160V131H161V127H163V124L165 123V120L163 121V122H161V123H159L160 122V120H161V118H160V120H159V116H160V113L161 112H159V111H161V110H163V109H161L160 108V106H161V103L163 102H161V100H162V98L158 95L159 93H157L156 91H154L153 90V86L150 88ZM212 87V86H211ZM211 87H209V88H211ZM11 88V87H10ZM51 88V87H50ZM135 88V87H134ZM158 88V87H157ZM222 88V87H221ZM3 89V88H2ZM120 89V88H119ZM159 89V88H158ZM170 89H169V92H170ZM4 91H5V89H3ZM27 90V89H26ZM225 90V89H224ZM3 91V92H4ZM29 91H31V90H28V92ZM137 91V90H136ZM161 91V90H160ZM243 91H245V90H243ZM254 91V90H253ZM248 92V91H247ZM251 92V91H250ZM24 93V92H23ZM33 93V92H32ZM242 93V95L243 96H246L247 97V94L244 92H241ZM170 94V93H169ZM252 94V93H251ZM140 95V96H141ZM1 96V95H0ZM21 96V95H20ZM19 96V97H20ZM136 96H137V94H136ZM136 96H134V97H136ZM138 96H139V94H138ZM137 96V97H138ZM237 96V95H236ZM242 96V97H243ZM18 97V96H17ZM169 97V99H170V97L171 96H168ZM245 97V98H246ZM249 97V96H248ZM259 97V96H258ZM21 98H23L22 96H21ZM37 98V97H36ZM226 98V99H225ZM244 98V97H243ZM19 99V98H18ZM23 100H25V99H23ZM49 100V99H48ZM108 100V99H107ZM131 100V99H130ZM257 100V99H256ZM2 101V100H1ZM1 101H0V119H1V121H2V118L1 117H5V118H7L6 119V121L8 120V123H6V121H5V119H4V123L6 124V125H8L9 127H8V132L6 133L5 131H4V127H2L3 125L0 123V144L2 143V142H7V143H13L14 141L15 142H17L16 140H14L13 138H15V137H12V139L13 140H11V136L13 135V134H20L19 135V137H21V136H23L24 137V139H21L22 141H24L23 143H22V145H23V147H22V149L20 148L22 145H20V142H19V145H20V147H19V149H21V150H16L17 152H15L14 150L16 149H13V148H9L8 149V151H7V153H6V151H5V154H7V156L5 157V158H3L4 156L2 155V154H0V162H1V160H2V163H3V161L5 162V160L4 159H6V163H7V166H5L6 168V172L5 173H3V170L1 171L2 172V176H8V178L10 179H12L13 181H12V185H15L16 187V191H18V190H27L29 187H30V185L29 186H27V181L30 179V167H29V165H28V160L26 161V159L29 157V158H32V159H34V161L35 162H41V163H43V161H44V159H43V157H41L40 156V154L38 153V150H36L33 146H32V143L30 144V142H28L26 139H25V137L28 135V130L30 129V127L28 128V121L26 120V117L24 118L25 120H23V118H21V117H16V118H14L15 116L14 115H16V114H14V113H18V111H16L17 109H14V106L13 107H11V105H10V107L8 108L7 106H5V109H4V105H2L1 104ZM53 101V100H52ZM90 101V100H89ZM186 101H187V99H186ZM205 101V100H204ZM258 101V100H257ZM21 102V101H20ZM28 102V101H27ZM96 102V101H95ZM167 102V101H166ZM171 102V101H170ZM176 102V101H175ZM174 102V103H175ZM178 102H179V99H178ZM209 102V101H208ZM15 103V102H14ZM19 103V102H18ZM55 103V102H54ZM173 103V102H172ZM174 103H173V105H174ZM200 103V102H199ZM217 103V104H218ZM5 104V103H4ZM184 104V103H183ZM260 104V103H259ZM8 105V106H9ZM166 105V104H165ZM224 105H225V107L227 108V109H225V107H224ZM229 105V106H228ZM17 106V105H16ZM58 106V105H57ZM176 106V105H175ZM179 106V105H178ZM6 107L8 108V111L6 110ZM92 107V106H91ZM94 107V106H93ZM92 107V108H93ZM104 107V106H103ZM179 107H182V106H179ZM184 107V106H183ZM191 107H192V103H191ZM236 107V106H235ZM90 108V107H89ZM88 108V109H89ZM96 108H97V106H96ZM96 108H93V109H96ZM106 108V107H105ZM163 108H165V107H163ZM176 108V107H175ZM189 108V107H188ZM9 109H10V111H9ZM85 109H86V107H85ZM87 109V110H88ZM92 109V110H93ZM169 109V108H168ZM181 109V108H180ZM192 109V108H191ZM27 111H28V109H26ZM33 110V109H32ZM67 110V109H66ZM69 110V109H68ZM90 110H91V108H90ZM172 110V109H171ZM20 111V110H19ZM56 111V110H55ZM94 111V110H93ZM101 111V110H100ZM136 110H134V112H135ZM181 111V110H180ZM264 111V110H263ZM83 112H85V110L83 111ZM168 112V111H167ZM220 112V111H219ZM22 113V112H21ZM25 113H27V112H25ZM47 113V112H46ZM87 113V112H86ZM86 113H84V114H86ZM89 113V112H88ZM87 113V114H88ZM91 113V112H90ZM144 113V112H143ZM163 113V112H162ZM165 113V112H164ZM170 113V112H169ZM168 113V114H169ZM258 113V112H257ZM36 114V113H35ZM40 114V113H39ZM49 114V113H48ZM83 114V115H84ZM86 114V115H87ZM95 116H96V118H94L97 122H96V127H97V129L99 128V131H100V134H101V138H102V140H103V143H105L104 145H103V143H101L102 145V151L104 152V156H106V157H102V159H106V161L105 162H107V163H104V161L101 159V158H99L100 159V161H101V163H102V165H103V170L105 171H103L104 173H106L107 174V176L106 177H112L113 178V176H115V174H117V175H120L119 173H121L122 174V176L124 177L123 179H122V177H121V181H122V183L121 184H124L125 185V181H128L130 178L129 177H131L130 176V174H128V173H130L131 172V170H130V172H128L129 170H128V168H130L129 166H128V168L126 167V165H124V163H127L126 162V158H128L127 157V155H128V151H129V149H128V147H126L125 146V148L127 149V152H126V150H124V149H122L121 148V146H120V144L119 143H117L116 144V139L114 140V139H112V137L107 133V130H106V128H105V123H106V115H104V113L103 112H99V110L98 111H95V113H93ZM92 114V116H94ZM123 114V113H122ZM166 114V113H165ZM167 114V115H168ZM171 114H174V113H172L171 112ZM185 114V113H184ZM235 114V115H234ZM18 115V114H17ZM24 115V114H23ZM23 115H22V117H23ZM89 115V114H88ZM91 115V114H90ZM90 115L88 116L89 117V119L91 118L90 117ZM134 115H138V114H134ZM162 115V114H161ZM223 115H226V114H223ZM229 115V116H230ZM61 116V115H60ZM81 116V115H80ZM94 116V117H95ZM244 116H245V120L247 121V123L249 122L250 124H251V128L253 129V128H255L256 126L254 125V124H257L256 122H254L253 123V121L255 120L254 118H255V116H254V114H253V112L250 110V109H247L246 111H245V114H244ZM54 117H55V115H54ZM82 117V116H81ZM138 118L140 117V115H138L137 116ZM165 118L167 117V116H164ZM169 118H172V117H174V116H172V117H170V115L168 116ZM176 117V116H175ZM188 117V116H187ZM225 117V116H224ZM20 118H21V120H20ZM27 118H29V117H27ZM31 118H32V116H31ZM44 118H45V115H44ZM87 118V117H86ZM127 118V117H126ZM222 118V117H221ZM229 118V117H228ZM238 118V117H237ZM36 119V118H35ZM39 119V118H38ZM62 119H63V117H62ZM89 119H88V121H89ZM93 118H91L90 120H92ZM132 119V121L135 119H133V118H131ZM137 119V118H136ZM162 119H164L163 117H162ZM227 119V118H226ZM31 120V119H30ZM33 120V119H32ZM40 120V119H39ZM42 120V119H41ZM87 120V119H86ZM127 120V119H126ZM173 120V119H172ZM229 120V119H228ZM38 121V120H37ZM84 121V120H83ZM130 121V120H129ZM136 121V120H135ZM140 121H142V120H140ZM162 121V120H161ZM169 121V120H168ZM218 121V120H217ZM257 121V120H256ZM101 122V123H100ZM137 122V121H136ZM142 122H144V121H142ZM142 122H140V126H143L142 124ZM170 122H172V121H170ZM170 122H167V123H170ZM189 122V121H188ZM230 122H231V120H230ZM35 122L33 121V124H34ZM41 123H42V121H41ZM40 123V124H41ZM92 123H95V121H92ZM130 123V122H129ZM134 123V122H133ZM137 123H139V122H137ZM167 123H165V124H167ZM38 124V123H37ZM43 124V123H42ZM90 124H91V121H90ZM132 124V123H131ZM160 124H162V125H160ZM173 123H171L170 125H172ZM249 124V125H250ZM31 125V124H30ZM87 125V124H86ZM92 125V124H91ZM187 125V124H186ZM41 126V125H40ZM137 125H135V127H136ZM168 126H169V124H168ZM167 126V127H168ZM176 126V125H175ZM174 126V127H175ZM188 126V125H187ZM259 126V125H258ZM6 127V126H5ZM143 127H146V126H143ZM190 127V126H189ZM195 127V126H194ZM230 127V126H229ZM7 128V127H6ZM41 128H42V126H41ZM46 128V127H45ZM136 128H138V127H136ZM172 128V127H171ZM176 128V127H175ZM200 128H202V127H200ZM215 128V127H214ZM150 129V128H149ZM163 129H164V127H163ZM162 129V130H163ZM184 129V128H183ZM196 129V128H195ZM227 129V128H226ZM235 129H237V131H235ZM96 130V129H95ZM165 130V129H164ZM178 130V129H177ZM191 130V129H190ZM189 130V131H190ZM256 130V129H255ZM44 131V130H43ZM168 131V130H167ZM179 131V130H178ZM193 131V130H192ZM192 131L191 132H189V133H192ZM195 131V130H194ZM222 131V130H221ZM30 132H33V131H31L30 130ZM34 133V132H33ZM45 133V132H44ZM158 133H159V135H158ZM162 133V132H161ZM178 133V132H177ZM180 133V132H179ZM177 134L178 136V139H180L179 141L181 142V140H183V138H184V134ZM187 133V132H186ZM189 133L188 134H186V135H188L189 136ZM255 133V132H254ZM8 134V135H7ZM90 134V133H89ZM192 134H194V133H192ZM191 134V135H192ZM10 135V136H9ZM32 136H33V134H31ZM165 135V134H164ZM163 135V136H164ZM191 135H190V137H191ZM226 135V134H225ZM240 135H243V134H241L240 133ZM13 136H15V135H13ZM71 136H72V134H71ZM75 136V135H74ZM156 136V135H155ZM168 136V135H167ZM17 137V136H16ZM57 137V136H56ZM94 137V136H93ZM154 137V136H153ZM166 137V136H165ZM164 137V138H165ZM172 137H174V136H172ZM65 138V137H64ZM89 138V137H88ZM91 138V137H90ZM100 138V139H101ZM189 138V137H188ZM193 139H195L194 137H192ZM234 138V139H235ZM242 138V137H241ZM33 139H36L35 137L33 138ZM96 139V138H95ZM95 139H93V140H95ZM199 139V138H198ZM203 139V138H202ZM209 139V138H208ZM235 139V140H236ZM38 140V139H37ZM42 140V139H41ZM75 140H77V139H75ZM79 140V139H78ZM89 140V139H88ZM157 140H158V138H157ZM165 140H167V139H165ZM223 140V139H222ZM235 140H233V141H235ZM259 140L261 141V139L259 138ZM13 141V142H12ZM30 141H32V140H30ZM34 141V140H33ZM36 141V140H35ZM70 141H72V140H70ZM69 141V142H70ZM178 141V140H177ZM214 141V140H213ZM58 142V141H57ZM97 142V141H96ZM118 142V141H117ZM160 142H162V141H159V143ZM199 142V141H198ZM236 143H237V140L235 141ZM234 142V143H235ZM39 143V142H38ZM75 143V141H73V143H72V145H74V146H72L73 148H71V147H69V152H67V153H69V155H68V162L67 163H69V161H71V165L72 166H76L77 165V167H78V170H79V172L82 174V177L84 178V177H86L87 178V176H88V178L87 179H89L88 181H90V183H93L94 182V184H90V185H93L94 187H96V188H98V192H99V190H101V192H102V202H100L99 201V203H98V201H97V203L95 202V203H93L92 201H91V197H89L88 198V196H84V198H86L87 199V201L86 200H84V198L82 199L81 197H80V199H82V200H80L81 202L83 201H86L87 202V204H88V200H90L91 202V207H90V209H92V212L94 211L96 214H95V216H94V218L96 219V216H97V220H96V222L98 221V225L96 224V227H98L97 229V232L96 233H102V235H100L101 237L102 236H104V234L105 235H108V240H107V238H105V237H102L103 238V241L104 240H106L105 242L106 243H104L103 242V244H107V247H108V249L109 250H113V249H115V244L114 243H116V242H118L119 240H121V237L123 238V237H127V236H125L124 234H123V232H125L127 229H126V226L128 225V228H129V230L128 231H132L133 233H137V234H139L140 233V231L139 230H141V231H144V233H146L147 231H148V229H151V228H149L148 227V222L147 221H151V222H149V223H151L152 224V219H150L149 217H148V214L150 213L149 211H148V213H147V210H146V206H148V205H146L145 206V202L147 201V198H145V199H143L144 198V196H143V198L140 196V195H138V196H136L139 192H137L136 191V188H135V184H137L136 182H138V181H133L132 180V182H133V184H134V182H135V184L133 185V184H130V182L128 181L127 183V185H132V186H130L131 188H132V191L134 190L135 191V195H134V193L132 194V192H131V196H134L133 197V200L131 201V202H133V204L132 203H130V201H129V199H127L128 201L127 202H129L130 204H132V206L133 205H135V206H133L134 207V209L136 208V210H135V212L134 213H136V216L138 217L137 219V222L135 221L134 222V220H136L133 216H134V213H133V216H132V213H129V211H131V208H133L132 206H130L129 205V203H128V207H129V209L127 210V215H128V220H126L127 221V225L124 227L125 229H123V230H121V232H119V230L121 229H117L118 231L117 232H119L120 234L122 233V235L123 236H120V238L118 237V235H120V234H117V237L115 238V239H119L118 241H116V242H113V238L115 237H113L112 236V234H113V232L111 233V231H110V229L111 228H109V226H110V224H109V220L112 218L111 217V215H110V213H109V211H105L106 209H108L109 210V208H111L110 206H111V204H110V202L112 201L113 202V200L115 201L117 198H115L114 199V197H113V200H109L110 199V194H109V192H108V188L109 189H111L110 188V184H112V183H108V185H109V187H108V185H107V181L104 179V176H102V175H99V173H98V169H96L95 167L93 168V164H92V161H91V164H89L86 160L87 159H84L83 158V156L84 155H80V153H82V152H80L81 150H79V148L80 147H76V146H78L79 144H78V142L76 143V145L74 144ZM91 143V142H90ZM182 143V145H180V146H183V144H184V142L182 141L181 142ZM189 143V142H188ZM190 143H192L191 144V146H193V143L194 142H192V140H190ZM200 143V142H199ZM202 143V142H201ZM200 143V144H201ZM239 143V142H238ZM249 143V142H248ZM71 144V143H70ZM78 144V145H77ZM94 144H95V141H94ZM99 144H100V140H99ZM176 144V143H175ZM186 144V143H185ZM199 144V145H200ZM221 144V143H220ZM244 143H239L238 145H234L235 146V148H234V150H235V155H234V159H232L233 161H231L230 159V163L228 162V164H230V165H228L230 168H231V171H232V173H233V179H234V187H233V190L231 191V192H229V191H226V192H224V197L226 198V201L229 203V205H226V204H224V202L222 203L223 204V206L224 205H226V206H228V208H229V213H228V215L230 216V219L229 220H226L225 219V215L227 214H224V219L226 220V222H227V225H228V222H233V226L234 227H239V223L238 222H246L244 225L242 224L241 225V227L243 228V230L241 229V228H239L240 230L239 231H237V229L236 228H234V227H232V228H234L233 230H234V232L235 231H237V234H236V232H235V235L233 234V233H231L229 230V238H228V240H227V243H224V241L222 242L223 244H222V246H224V247H222L221 246V242L219 241V240H221L222 241V239H220L219 238V240H218V238L216 239L215 237V239L216 240H218V241H215V243H214V245H213V249L212 248H210L211 250H207L206 248H205V244H204V240L202 241L199 237H198V231L196 230V228L195 227H193L192 229H194L195 228V231H197L196 232V235H197V237L196 236H194V238L191 236V233H189L190 231V229L189 230H185V228L183 227L184 225H185V222L186 221H183L184 222V224H181V225H183V226H181V228L183 227L184 228V230L186 231V232H188L187 234H189L191 237H192V239H190L189 237L187 238V236L184 234V232L183 233H176V236L177 235H179L180 234V239L178 238V237H176L175 236V238H176V240H179L178 242H179V246H176L177 248L179 247L180 248V251H181V255H183L184 256V258H185V260H186V262H188V264H204L203 263V261L202 262H200L199 260V256H202L203 258H205V260L204 261H206V264L208 263V264H264V185L262 184V183H260L261 182V180H260V178L261 177H263L264 178V143H259L258 144V147H257V145H256V154H255V156L252 154H249V152L247 153V149H245V146L243 145ZM65 145V144H64ZM67 145H69V144H67ZM120 147H119V146ZM162 145H163V143H162ZM198 145V146H199ZM202 145V144H201ZM224 145V144H223ZM12 146V145H11ZM35 146V145H34ZM91 146H92V144H91ZM184 146H187V145H184ZM183 146V147H184ZM209 146V145H208ZM217 146V145H216ZM233 146V147H234ZM248 146V145H247ZM252 146V145H251ZM8 147H10V145L8 146ZM37 147V146H36ZM64 147H66V146H64ZM85 147V146H84ZM163 147V146H162ZM178 147V146H177ZM183 147H181V149H179V148H177V149H179L180 151H178V152H180L179 154H181V156H184L185 157V159H187V160H190L191 159V156H190V154H188V155H186V153L184 152L183 153V151L185 150V148L186 147H184V150H182V148ZM189 148V151H190V144H189V146H188ZM201 147V146H200ZM205 147H207V146H205ZM227 147V146H226ZM18 148V147H17ZM61 148V147H60ZM95 148V147H94ZM155 148V147H154ZM159 148V147H158ZM202 148H203V146H202ZM1 149V148H0ZM86 149V148H85ZM175 149V148H174ZM232 149V148H231ZM66 150V149H65ZM100 150V149H99ZM133 150L135 151V152H137V150H136V148L134 147L133 148ZM160 154H162V149L160 148ZM203 150H204V148H203ZM202 150V151H203ZM207 150V149H206ZM210 150V149H209ZM209 150H207V151H205V152H203V153H208V151ZM233 150V149H232ZM95 151V150H94ZM157 151V150H156ZM165 151V150H164ZM163 151V157L165 156V164L167 165L166 167H167V171H169V176H173V177H175V178H177L178 180L177 181H182L183 179L185 180H187V182H188V184H186L185 182V184L187 185V187H188V189L190 188V190L191 191H189L188 190V195H189V192H190V194H191V199L193 200L194 199V201H195V203L194 204H196V205H198L200 208H202V209H204L203 207L205 206V204L206 205H208L207 203H205L206 201L204 200L205 198H203V199H201L203 196H201L202 194V189L199 191L198 189H200L201 187H199L198 186V184L200 183V181H201V179H202V181H203V178L204 177H200L201 179H198L199 180V182H197V178H199V176L197 177V173L195 172L196 171V167L194 168L195 170H194V172L193 171H191V170H193V169H190L189 168V166H191L190 164L188 165L187 164V161H183V158H182V163L180 162V164H181V166L180 167H178V169H174L173 168V165L170 163V161H168L167 159H169L168 157H171V156H167L168 154H166L167 152H164ZM174 151V150H173ZM211 151L212 150H210V152L209 153H211ZM217 151V150H216ZM215 151V152H216ZM0 152H1V150H0ZM59 152V151H58ZM102 152V153H103ZM130 152V151H129ZM176 153H177V151H175ZM194 152V151H193ZM213 152H214V150H213ZM212 153L213 154V156H214V154H215V156H216V158L218 157V159L221 157L220 155H216V153H218V152H216V153ZM64 153V152H63ZM65 153H66V151H65ZM101 153V152H100ZM132 153V152H131ZM138 153V152H137ZM145 153H147V152H145ZM164 153H165V155H164ZM188 153V152H187ZM197 153V152H196ZM196 153H192V155L193 154H196ZM85 154V153H84ZM156 154V153H155ZM171 154V153H170ZM174 154V153H173ZM178 154V155H179ZM198 155H200L199 153H197ZM219 154V153H218ZM101 155V154H100ZM109 155H111V157H114V159L115 160H111L110 161V156ZM130 155V154H129ZM198 155H194V156H196V158L198 157ZM205 155V154H204ZM66 156V155H65ZM132 156V155H131ZM145 156V155H144ZM147 156V155H146ZM151 156V155H150ZM149 156V157H150ZM193 156V157H194ZM202 156V155H201ZM215 156H214V158H215ZM220 156V157H219ZM27 157V158H26ZM67 157V156H66ZM86 157V156H85ZM130 157V156H129ZM148 157V158H149ZM158 157H160L161 158V156H158ZM208 158L210 157V156H207ZM130 158H132V157H130ZM133 158H134V156H133ZM152 158V157H151ZM155 158V157H154ZM195 158V157H194ZM213 157H211V158H209L208 160H211ZM215 158V159H216ZM93 159V158H92ZM163 159V158H162ZM179 159V158H178ZM184 159V160H185ZM198 159H199V157H198ZM197 159V161H196V159L195 160H193V161H195V162H198L199 160H201V159H199L198 160ZM205 159V158H204ZM214 159V160H215ZM222 159V158H221ZM61 160H63V159H61ZM65 160V159H64ZM108 160V161H107ZM133 160V159H132ZM138 160V159H137ZM146 160H147V158H146ZM151 160V159H150ZM149 160V161H150ZM158 160V159H157ZM172 160V159H171ZM223 160V159H222ZM228 160V161H229ZM66 161V160H65ZM94 161V160H93ZM112 161H117V163H118V166L117 167H115L114 166V164H112L113 162ZM127 161H129L128 159H127ZM164 161V160H163ZM216 161V160H215ZM214 161V162H215ZM219 161V160H218ZM217 161V162H218ZM225 161V160H224ZM112 162V163H111ZM134 162H135V159H134ZM162 162V161H161ZM161 162H160V164H161ZM200 162V161H199ZM198 162V163H199ZM214 162L211 160V161H209V164H211V168H213L215 171H213V173L216 175V173L215 172H218L217 173V175L219 174V171L220 170H225V168H221V164H220V162H218L220 165H219V168H221V169H216L217 168V166L214 164ZM216 162V163H217ZM41 163H39V164H41ZM66 163V162H65ZM64 163V164H65ZM116 163V162H115ZM117 163H116V165H117ZM146 163H148L147 161H146ZM151 163V162H150ZM152 163H154L153 161H152ZM150 164L151 166H154V165H157V164ZM156 163H158V162H156ZM175 163V162H174ZM190 163V162H189ZM203 163H204V161H203ZM217 163V164H218ZM225 163V162H224ZM4 165H5V163H3ZM33 164V163H32ZM159 164V165H160ZM178 164H179V161H178ZM194 164V163H193ZM202 163L200 162L199 163V165H197V167L199 166V168H200V171L202 170V168H204V167H206V164H202ZM223 164V163H222ZM1 165L2 164H0V167H1ZM37 165V164H36ZM43 165V164H42ZM70 165V166H71ZM113 165V166H112ZM129 165V164H128ZM136 165V164H135ZM139 165V164H138ZM177 165V164H176ZM196 165V164H195ZM223 165H225V164H223ZM222 165V166H223ZM41 166V165H40ZM131 166V165H130ZM147 166V165H146ZM161 166H163V165H161ZM115 167V168H114ZM138 167V166H137ZM136 167V168H137ZM214 167H216V168H214ZM224 167V166H223ZM228 167V168H229ZM1 168H4L3 167V165H2V167ZM45 168V167H44ZM69 168V167H68ZM72 168V167H71ZM101 168V169H102ZM152 168V167H151ZM156 168L157 167H155V171H156ZM165 168V167H164ZM191 168H192V166H191ZM58 169V168H57ZM70 169V168H69ZM73 169V168H72ZM72 169H71V174H72V176H74V177H72V178H75L76 179V176H75V174H74V172H72ZM130 169H133V168H130ZM153 169V168H152ZM205 169V168H204ZM206 169H208V168H206ZM126 170H127V174L129 175V177H128V175L126 174ZM144 170H147V169H144ZM165 170V171H166ZM198 170V169H197ZM211 170V169H210ZM209 170V171H210ZM228 170V169H227ZM5 171V170H4ZM62 171V170H61ZM68 171V170H67ZM74 171H77L76 169L74 170ZM86 171V172H85ZM153 171V170H152ZM207 170H204V172H206ZM230 171V170H229ZM245 171H247V175H249L250 176V178H249V180H250V182H251V184H250V182H249V180H248V182H249V184H250V186L251 187H248L249 186V184H248V186H246V183H245V179L243 178V173H245ZM1 172H0V174H1ZM134 172V171H133ZM143 172V171H142ZM142 172H141V174H142ZM162 172V171H161ZM204 172H202V173H204ZM222 172V171H221ZM224 173L223 174H225V171H223ZM228 172V171H227ZM226 172V173H227ZM46 173V172H45ZM87 173H89L88 175H87ZM147 173V172H146ZM149 173V172H148ZM155 173H157V171L155 172ZM154 173V174H155ZM164 173V172H163ZM200 174L199 175H201V172H199ZM210 173V172H209ZM213 173H210V175L212 174L213 175ZM230 173V172H229ZM4 174V175H3ZM6 174V175H5ZM78 175H79V173H77ZM76 174V175H77ZM195 174H196V176H195ZM204 174H206V173H204ZM222 174V175H223ZM78 175H77V177H78ZM134 175L135 174H133V176H132V178L134 177ZM146 175V174H145ZM148 175V174H147ZM147 175H146V177H147ZM159 175V174H158ZM221 175V174H220ZM220 175L218 176V178L220 177ZM221 175V176H222ZM232 175V174H231ZM246 175V174H245ZM6 176V177H7ZM63 176V175H62ZM70 176V175H69ZM69 176H67L68 178H69ZM155 176V175H154ZM203 176V175H202ZM209 176V175H208ZM225 175H223V177H224ZM227 176V175H226ZM40 177V176H39ZM38 177V178H39ZM71 177V176H70ZM80 177V176H79ZM136 177V176H135ZM145 177V176H144ZM146 177H145V179H146ZM152 177V176H151ZM150 177V178H151ZM158 177V176H157ZM159 177H160V175H159ZM162 177V176H161ZM205 177H207L206 175H205ZM211 177V176H210ZM209 177V179H211ZM214 177H217V176H214ZM6 179V182H8V183H5V181L4 182H2V183H5L6 185H8L10 182L8 181L9 179ZM63 177H61V179H62ZM81 178V177H80ZM115 178V177H114ZM131 178V179H132ZM167 178V177H166ZM224 178H226V177H224ZM223 178V179H224ZM228 178H230V177H227V179ZM263 178H262V180H263ZM2 179L4 180V178L2 177ZM10 179V180H11ZM60 179V178H59ZM65 179H66V177H65ZM71 179V178H70ZM109 178H107V180H108ZM117 179V178H116ZM136 179V178H135ZM143 179V178H142ZM152 179V178H151ZM156 179H159V178H156ZM155 179V180H156ZM163 179V178H162ZM172 179V178H171ZM182 179V180H181ZM212 179H213V177H212ZM63 180V179H62ZM73 180V179H72ZM77 180V179H76ZM84 180H86V179H84ZM111 180V179H110ZM110 180H108V181H110ZM118 180H120V179H118ZM125 180V181H124ZM148 180V179H147ZM166 180V179H165ZM183 180V181H184ZM204 180H206L205 178H204ZM218 180H220V178L218 179ZM222 180V179H221ZM226 180V179H225ZM32 181V180H31ZM45 181V180H44ZM67 181V180H66ZM69 181V180H68ZM81 181V180H80ZM92 181V182H91ZM106 181V182H105ZM131 181V180H130ZM146 181V180H145ZM171 181V180H170ZM174 181V180H173ZM182 181V182H183ZM208 180H206V182H207ZM227 182L229 181V183H226V185L228 186V188H229V190H230V180H226ZM247 181V180H246ZM13 182L15 183V184H13ZM58 182V181H57ZM65 181H63V182H60V180H59V187L60 186H62L63 188H66V189H68L69 191H70V193L72 192V193H74L75 194V188H77V187H72L73 186V182L72 181H69V183H64ZM77 182H78V180H77ZM82 182V181H81ZM112 182H113V180H112ZM114 182H115V180H114ZM151 182V181H150ZM165 182V181H164ZM163 182V183H164ZM167 182V181H166ZM172 182V181H171ZM170 182V183H171ZM205 182V181H204ZM209 182H211V180L209 181ZM263 183H264V180L262 181ZM41 184L43 183V182H40ZM39 183V184H40ZM51 183H53V182H51ZM57 183V184H58ZM76 183V182H75ZM85 183V182H84ZM116 183V182H115ZM152 183V182H151ZM157 183V182H156ZM160 183V182H159ZM162 183V182H161ZM160 183V184H161ZM222 184H224L223 182H221ZM4 184V185H5ZM41 184H40V186H41ZM79 184V183H78ZM81 184V183H80ZM79 184V185H80ZM88 184V182H87V184H85V186H86V189L88 188L87 186L89 185ZM114 184V183H113ZM120 184V185H121ZM139 184V183H138ZM143 184V183H142ZM147 184V183H146ZM173 184V183H172ZM180 184H182L180 187H182L183 188V183H180ZM201 185H202V183H200ZM205 184V183H204ZM208 184V183H207ZM214 184H215V182H214ZM218 184H220V183H218ZM75 185V184H74ZM84 185V184H83ZM82 185V186H83ZM126 185V186H127ZM144 185V184H143ZM168 185V184H167ZM177 185H179L178 183H177ZM185 185V186H186ZM209 185V184H208ZM207 185V186H208ZM22 186V187H21ZM84 186V187H85ZM122 186V185H121ZM137 186V185H136ZM146 186V185H145ZM149 186H151L150 184H149ZM148 186V187H149ZM152 186H154V185H152ZM204 186V185H203ZM216 186V188L218 189V186L217 185H215ZM222 186V185H221ZM224 186V185H223ZM233 186V185H232ZM231 186V187H232ZM3 187V186H2ZM9 187H11V185L9 186L8 185V189L7 190H9ZM21 187V188H20ZM32 187V186H31ZM90 187V186H89ZM92 187V186H91ZM117 186H115V188H116ZM122 187H125V186H122ZM139 187V186H138ZM141 187V186H140ZM162 187V186H161ZM160 186H159V188H161ZM186 187V188H187ZM210 187L211 188H209V189H212V183L210 184ZM226 187V186H225ZM1 188V187H0ZM4 188H5V186H4ZM7 188V187H6ZM5 188V189H6ZM13 188V187H12ZM15 188H13V189H15ZM113 188V187H112ZM119 188V187H118ZM145 188V187H144ZM146 188H147V186H146ZM146 188L144 189V190H146ZM151 187H149L148 189H150ZM155 188V187H154ZM165 188V187H164ZM170 188V187H169ZM172 189H173V186L171 187ZM174 188H175V186H174ZM185 188V187H184ZM183 188V189H184ZM203 188H205L206 189V187H203ZM213 188H215V187H213ZM222 188V187H221ZM228 188H226V189H228ZM78 189V188H77ZM82 189V188H81ZM80 189V190H81ZM85 189V188H84ZM85 189V190H86ZM90 189V188H89ZM89 189H87L88 191H86V192H89V193H91L92 194V192H94L93 191V188H91L92 189V192H90L91 191V189H90V191H89ZM130 189V188H129ZM137 189H139V188H137ZM181 189V188H180ZM182 189V190H183ZM208 189V190H209ZM216 189V190H217ZM225 188H223V190H224ZM2 190H3V188H2ZM6 190V191H7ZM12 190V189H11ZM67 190V191H68ZM79 190V189H78ZM85 190H84V192H85ZM95 190V189H94ZM113 190V189H112ZM117 190H119V189H117ZM123 190H124V188H123ZM141 190V189H140ZM151 190V189H150ZM161 190V189H160ZM159 190V191H160ZM168 190V189H167ZM166 189H165V191H167ZM170 190V189H169ZM185 190V189H184ZM215 190V191H216ZM220 190V189H219ZM218 190V191H219ZM13 191H15V190H13ZM12 191V192H13ZM29 191V190H28ZM120 191V190H119ZM125 192L124 193H128V191L127 190H124ZM131 191V190H130ZM161 191H163V190H161ZM175 191H176V189H175ZM187 191V190H186ZM205 191H207V190H205ZM214 191V190H213ZM256 192V194H253V192ZM27 192V191H26ZM81 192V191H80ZM84 192L82 191V194L83 195H85L84 194ZM97 192V191H96ZM136 192H137V194H136ZM148 192V191H147ZM170 192H171V190H170ZM169 192V193H170ZM174 192V191H173ZM180 192V191H179ZM184 192V191H183ZM182 192V193H183ZM198 192H200V193H198ZM210 191H208V193H209ZM217 192V191H216ZM220 192H222V190L220 191ZM14 193V192H13ZM13 193L12 194H10V190L9 191H7V194L5 193V195H4V192H2V194H1V199H2V201H3V204H5L6 206H9L12 210H11V212H13L12 213V215H13V217H14V220L15 221H17V223L19 222V224H20V230H22V232L24 233V235H27L28 233H31V231L32 230H35V232H37V230L39 229V225L37 224L35 227H34V225H33V227H30V228H24L25 226H23L22 224H23V222H24V220L22 221L21 219H20V217H19V213H18V210L20 211V208H21V206H26L27 205V202H26V200L25 201H23V200H18V201H15L16 200V197L15 198H13ZM78 193V192H77ZM77 193L75 194L76 196H77ZM88 193V194H89ZM110 193L111 194H113V191L111 192L110 191ZM123 193V192H122ZM127 193L126 194H124V195H127ZM130 193V192H129ZM129 193H128V195H129ZM145 193V192H144ZM149 193H150V191H149ZM152 193V192H151ZM160 193V192H159ZM164 194H166L165 192H163ZM168 193V192H167ZM181 193V194H182ZM205 193V192H204ZM208 193H206V195L208 194ZM211 193V192H210ZM26 194V193H25ZM38 194V193H37ZM81 194V195H82ZM90 194V195H91ZM97 194V193H96ZM99 194V193H98ZM101 194V193H100ZM140 194V193H139ZM146 194V193H145ZM144 194V195H145ZM162 194V193H161ZM174 194V193H173ZM172 194V195H173ZM178 194H180V193H178ZM217 194H218V192H217ZM220 194V193H219ZM82 195V196H83ZM86 195H87V193H86ZM113 195H115V194H113ZM116 195H119V194H116ZM120 195H122L121 193H120ZM127 195V197L128 198H130L129 196ZM148 195V194H147ZM151 195V194H150ZM149 195V196H150ZM152 195H153V193H152ZM157 195V194H156ZM168 194H166L165 196H167ZM187 195V197H190V196H188ZM210 195V194H209ZM211 195H213V197H214V194H211ZM216 195V194H215ZM221 195V194H220ZM220 195H216V196H220ZM241 196V198L239 197V199H241V200H243V202L241 203V202H239V203H241V205L239 204V203H236V200H233L234 198V196ZM16 196V195H15ZM24 196V195H23ZM26 196V195H25ZM80 196V195H79ZM79 196H78V198H79ZM92 196H94L95 197V195L93 194ZM123 196V195H122ZM121 196V197H122ZM164 195H162L161 197H163ZM169 196H170V194H169ZM169 196H167L168 197V199L169 200H171L170 199V197ZM174 197H172V198H176L175 197V194L173 195ZM181 196V195H180ZM183 196V195H182ZM185 196H186V193H185ZM36 197V196H35ZM96 197H98V196H96ZM95 197V198H96ZM99 197H100V195H99ZM117 197V196H116ZM200 197V198H199ZM208 197L209 196H206V199H208ZM220 197H222V196H220ZM220 197L218 198V199H220ZM95 198H93L92 197V199H94L95 201H96V199ZM123 198V197H122ZM121 198V199H122ZM126 198V196H124V198L122 199V200H124ZM166 197H164V200H166L165 199ZM178 198H179V195L177 196V200L176 201H179L178 200ZM185 198V197H184ZM211 198V197H210ZM215 198V197H214ZM237 198V197H236ZM17 199H18V197H17ZM119 200H120V197L118 198ZM218 199L216 200V198H215V201H218ZM238 199V200H239ZM28 200V199H27ZM43 200H45V198L43 199ZM64 200V199H63ZM78 200V199H77ZM99 200V199H98ZM122 200H120L121 202H122ZM131 200V199H130ZM168 200V201H169ZM174 200V199H173ZM182 200H183V198H182ZM211 200V199H210ZM214 200V199H213ZM212 200V201H213ZM224 200V199H223ZM1 201V200H0ZM48 201V200H47ZM51 201V200H50ZM50 201H49V203H50ZM53 201H55V200H53ZM116 201H118V200H116ZM181 201V200H180ZM179 201V202H180ZM208 201V200H207ZM222 201V200H221ZM225 201V200H224ZM225 201V203H227ZM240 201V200H239ZM46 202V201H45ZM52 202V201H51ZM75 202V201H74ZM77 202V201H76ZM78 202H79V200H78ZM80 202V203H81ZM111 202V203H112ZM127 202L125 203L124 202V204H127ZM161 202V201H160ZM165 202V201H164ZM163 202V203H164ZM174 202V201H173ZM187 202H189V200L187 201ZM187 202H186V204H187ZM192 201L190 200V202H189V204L191 203ZM49 203H47V205L49 204ZM79 203V204H80ZM89 203V204H90ZM115 203V202H114ZM118 203H120V202H118ZM123 203V202H122ZM168 202H166V204H167ZM170 203V202H169ZM172 203V202H171ZM205 203V204H204ZM210 203V202H209ZM212 203V202H211ZM216 203V202H215ZM16 204H17V207H16ZM53 204V203H52ZM50 205V206H52L53 207V205ZM66 204L67 205H71L70 204V202H69V200H68V198H66ZM110 204V205H109ZM121 204V203H120ZM119 204V205H120ZM165 204V205H166ZM174 204V203H173ZM182 205H183V202L181 203ZM181 204H179V205H181ZM239 204V205H238ZM30 205V204H29ZM28 205V206H29ZM43 205H44V203H43ZM78 205V204H77ZM82 205V204H81ZM83 205H85V204H83ZM150 205V204H149ZM153 205V204H152ZM168 205V204H167ZM176 205V204H175ZM181 205V206H182ZM196 205H194V206H196ZM210 205V204H209ZM220 205H221V203H220ZM50 206H49V208H50ZM74 206V205H73ZM72 206V207H73ZM164 206V205H163ZM162 206V207H163ZM180 206V207H181ZM197 206V207H198ZM213 206H215V205H213ZM212 206V207H213ZM226 206H224V207H226ZM234 207V209L233 208H231V207ZM8 207V208H9ZM23 207V208H24ZM51 207V209L54 211L56 208L55 207H53L52 208ZM67 207V206H66ZM71 207V206H70ZM79 207V206H78ZM86 207V206H85ZM115 207V206H114ZM113 207V208H114ZM127 207V206H126ZM153 207V206H152ZM169 208H170V205L168 206ZM167 207V208H168ZM176 207V206H175ZM174 207V205L173 206H171V208H172V210L173 211H171L172 212V216H173V220L175 221V219H176V217L178 216V219L176 220V222L177 223H180L179 222V220H183L182 218H183V215H182V212H180L182 209H184V206H183V208L179 211L178 210V208H175ZM190 206L188 205V208H189ZM207 206H205V208H206ZM221 207V206H220ZM219 206L218 207H216L217 209L218 208H220ZM242 207V209H240ZM18 208V209H17ZM58 208V207H57ZM106 208V209H105ZM112 208V209H113ZM151 208V207H150ZM157 208H159V207H156V210H157ZM186 208V207H185ZM193 208V207H192ZM196 208V207H195ZM209 208H210V206H209ZM208 208V209H209ZM235 208H236V210H235ZM34 209V208H33ZM51 209H49V211L51 210ZM71 209H73V208H71ZM81 209H85L84 207L83 208H81L80 207V209L79 210H81ZM88 209V208H87ZM87 209H85L84 211L87 213ZM89 209V210H90ZM125 208L123 207V210H124ZM198 208H196V210H197ZM221 209V208H220ZM233 209V210H232ZM10 210V209H9ZM50 211V212H53V211ZM57 210H59V209H57ZM66 211H62V215L60 214V210L59 211H55L54 212V214L55 215H57V217L59 216L61 219L62 218H64L65 217V214H67V213H71L70 212V208L69 209H65ZM75 210V209H74ZM73 210V211H74ZM114 210V209H113ZM113 210H111V211H113ZM119 210H120V206H119ZM122 210V211H123ZM154 210H155V208H154ZM160 210V209H159ZM158 210V211H159ZM163 210V209H162ZM162 210H160V211H162ZM168 210V209H167ZM170 210V209H169ZM177 210V211H176ZM211 210V209H210ZM223 210V209H222ZM222 210H219V211H222ZM234 210H235V212H237V218H236V216H235V213H234ZM22 211V210H21ZM48 211V210H47ZM76 211V210H75ZM82 211V210H81ZM80 211V212H81ZM115 213L114 214H119V212H116V208H115ZM126 211V210H125ZM125 211H123V214H124V212ZM152 212H153V209L151 210ZM159 211V212H160ZM193 211V210H192ZM200 210H198V212H199ZM226 211H227V208H226ZM4 212V211H3ZM44 212H46L45 210H44ZM77 212V211H76ZM79 212V211H78ZM83 212V211H82ZM91 212V210L89 211V214L90 213H92ZM168 212V211H167ZM170 212V211H169ZM173 212H175L176 214H177V216L175 217L174 216V213ZM187 212V211H186ZM190 212V211H189ZM198 212H197V214H198ZM23 212H21V214H22ZM48 213V212H47ZM65 213V214H64ZM85 213V214H86ZM185 213V210H184V212H183V214ZM193 212H191L190 213V215L192 214ZM208 213H210V211L208 212L207 211V214ZM212 213H213V211H212ZM215 213V212H214ZM218 214H220L219 212H217ZM221 213H223V212H221ZM224 213H225V209H224ZM20 214V215H21ZM53 214V215H54ZM122 214V213H121ZM123 214H122V216H123ZM126 214H124V216L126 215ZM156 214V212L154 213V215ZM159 214V213H158ZM157 214V215H158ZM187 214V217H188V213H185L184 215H186ZM193 214H195L196 215V213H193ZM199 214H200V212H199ZM83 215V214H82ZM92 215H94V214H92ZM112 215H113V213H112ZM120 215V214H119ZM118 215V216H119ZM150 215H152L151 213H150ZM170 215H171V213H170ZM189 215V216H190ZM202 215L204 216V213H202ZM202 215H201V217H202ZM211 215V214H210ZM221 215V214H220ZM22 216V219H23V215H21ZM34 216V215H33ZM67 216H68V214H67ZM77 216V215H76ZM80 216V215H79ZM85 216H90V215H85ZM121 215H120V219H122L123 217H122ZM153 216V215H152ZM162 216H163V214H162ZM161 216V217H162ZM228 216V217H229ZM12 217V218H13ZM54 217V216H53ZM56 217V216H55ZM82 218L84 217V216H81ZM91 217V216H90ZM89 217V218H90ZM134 219H133V218ZM154 217V216H153ZM159 217V216H158ZM157 217V218H158ZM170 217V216H169ZM174 217H175V219H174ZM186 217V216H185ZM193 217V216H192ZM195 217V216H194ZM194 217H193V219H194ZM197 217V216H196ZM215 217H217V216H214V218ZM222 217V216H221ZM30 218V217H29ZM85 218V217H84ZM83 218V219H84ZM89 218H88V220H89ZM93 217H91V219H92ZM149 218V220H147ZM160 218V217H159ZM166 218V217H165ZM168 218V217H167ZM166 218V219H167ZM189 218V217H188ZM187 218V219H188ZM227 218V217H226ZM25 219H26V217H25ZM39 219V218H38ZM58 219V218H57ZM91 219H90V221H91ZM95 219H92V222H93V220H95ZM186 219V220H187ZM198 219H199V217H198ZM200 219H202V218H200ZM205 219V218H204ZM215 219H217V218H215ZM222 219V218H221ZM220 219V220H221ZM47 220V219H46ZM48 220H49V218H48ZM55 220H56V218H55ZM60 220V219H59ZM80 220H82V219H80ZM88 220H87V218H86V221L88 222ZM154 220L155 219H153V224H158L157 222L156 223H154ZM161 220H162V218H161ZM160 220V222H162ZM190 220L192 221V219H188V221H189V223H192L193 225H194V222H190ZM203 220V219H202ZM200 221L199 223H201V225H202V222L204 221ZM225 220H223V222H225ZM20 221H22V223L20 222ZM27 221V220H26ZM77 221V220H76ZM164 221V220H163ZM188 221H187V223H188ZM198 220H196V222H197ZM207 221V220H206ZM215 221H219V218H218V220H215ZM215 221H213V223L215 222ZM222 221V220H221ZM247 221H250V223H251V225L250 224H248V222ZM85 222V221H84ZM95 222V223H96ZM112 222V221H111ZM115 222V221H114ZM173 222V221H172ZM195 222V223H196ZM208 222V224L209 223H211L210 225H212V220H208L207 221ZM206 222V223H207ZM220 222V221H219ZM218 222V223H219ZM15 223V222H14ZM28 223V222H27ZM50 223V222H49ZM54 223V222H53ZM60 223H62V221H60ZM94 223V224H95ZM168 223V222H167ZM186 223V224H187ZM188 223V224H189ZM198 223V222H197ZM205 223V224H206ZM217 223V225H219L220 227H221V223H219L218 224ZM230 223V224H231ZM25 225H26V223H24ZM31 224V223H30ZM88 224H89V222H88ZM91 224H93V223H91ZM93 224V225H94ZM125 224V223H124ZM166 224V223H165ZM170 224V223H169ZM174 224H175V222H174ZM221 224V225H220ZM226 224V223H225ZM225 224H223L222 226H224ZM64 224H62V226H63ZM113 225V224H112ZM160 226H161V223L159 224ZM173 224L171 223V226H172ZM175 225H180V224H175ZM189 225H191V224H189ZM198 225V224H197ZM203 225H204V222H203ZM207 225V224H206ZM214 225H215V223L213 224V231H215L216 229L214 228ZM217 225H216V227H217ZM226 225V226H227ZM252 226V227H250V226ZM28 226V225H27ZM45 226V227H44ZM42 228L43 229H45V231H46V225H44ZM61 226V227H62ZM71 226V225H70ZM80 226V225H79ZM90 226V225H89ZM95 226V225H94ZM93 226V227H94ZM118 226V225H117ZM149 226H151V225H149ZM153 227L155 226L156 227V225H152ZM151 226V227H152ZM188 227V228H190L188 225H185V227ZM195 226V225H194ZM231 226V225H230ZM37 227H38V229H37ZM72 227V226H71ZM91 227V226H90ZM112 227V226H111ZM115 227V226H114ZM113 227V228H114ZM152 227V228H153ZM155 227L153 228V229H155ZM163 227V226H162ZM164 227H165V225H164ZM178 228V226H175V228ZM197 227V226H196ZM219 227V228H220ZM34 228V229H33ZM62 228H66V226L65 227H62ZM112 228V230H114ZM123 228V227H122ZM157 229H158V227H156ZM160 228V227H159ZM172 228V227H171ZM174 228V227H173ZM172 228V229H173ZM204 228V227H203ZM218 228V227H217ZM218 228V229H219ZM222 228H224V227H222ZM42 229V230H43ZM54 229V228H53ZM90 229V228H89ZM139 229V230H138ZM179 230H180V228H178ZM187 229V228H186ZM218 229L216 230V231H218ZM227 229H228V227H227ZM227 229H226V231H227ZM19 230V229H18ZM62 230V229H61ZM60 230V231H61ZM91 230V232H93L94 230H92V228L90 229ZM116 230V229H115ZM174 230V229H173ZM172 230V232L173 233H175L174 231H177V229L176 230H174L173 231ZM182 230V229H181ZM180 230V231H181ZM73 231V230H72ZM98 231H100V232H98ZM123 231V232H122ZM128 231H126V232H128ZM151 231V230H150ZM149 231V232H150ZM153 231V230H152ZM156 231V230H155ZM158 231V230H157ZM170 231V230H169ZM168 231V232H169ZM180 231H177V232H180ZM194 231V232H195ZM221 231V228L219 229V231L218 232H220ZM225 231V232H226ZM228 231L226 232V233H228ZM19 232V231H18ZM38 232H41V229L38 231ZM64 232V230L62 231V233ZM68 232V229H66V232H65V235H67L66 233ZM70 232V231H69ZM68 232V233H69ZM116 232V233H117ZM160 232V231H159ZM201 232V231H200ZM218 232H217V234H218ZM222 232V231H221ZM220 232V233H221ZM240 234H239V233ZM23 233H22V235H23ZM61 233V234H62ZM90 233V232H89ZM94 233H95V231H94ZM93 233V234H94ZM100 233V234H101ZM115 233V231H114V234H116ZM133 233H131L130 232V235L132 236L133 235V239H134V234ZM143 233V234H144ZM151 233V232H150ZM150 233H147V234H150ZM153 233H154V231H153ZM203 233H204V229H203ZM209 233V232H208ZM223 233V232H222ZM113 234V235H114ZM155 234H157V232L156 233H154V235ZM158 234H160V233H158ZM162 234V233H161ZM165 234H167V232L165 233ZM172 234V233H171ZM201 234V233H200ZM212 234V233H211ZM239 234V235H238ZM23 235V236H24ZM30 235V234H29ZM71 235V234H70ZM70 235H68L70 238L72 237V235L70 236ZM99 235V234H98ZM146 235V234H145ZM173 235H175V234H173ZM188 235V236H189ZM193 235V234H192ZM195 235V234H194ZM207 235V234H206ZM216 235V234H215ZM219 235H221V234H218V236ZM225 235H227V234H225ZM45 236V235H44ZM55 236V235H54ZM94 236V235H93ZM144 236V235H143ZM147 236V235H146ZM145 236V237H146ZM153 236V235H152ZM161 236V235H160ZM167 236V235H166ZM168 236H169V234H168ZM171 236V235H170ZM169 236V237H170ZM202 236H203V234H202ZM202 236H200V237H202ZM207 236H209V235H207ZM217 236V237H218ZM224 236V235H223ZM25 237V236H24ZM23 237V238H24ZM63 237H65L64 236V234H63ZM96 237V236H95ZM100 237V238H101ZM136 237V236H135ZM137 237H139V235L137 236ZM136 237V239H138ZM148 237V236H147ZM151 236H149V238H150ZM157 237H158V235H157ZM156 237V238H157ZM22 238V237H21ZM26 238H27V236H26ZM29 238V237H28ZM105 238V239H104ZM128 238V237H127ZM130 238H132V237H130ZM140 238V237H139ZM142 238V237H141ZM141 238H140V240H141ZM152 238H154V239H156L155 238V236L154 237H152ZM152 238H150L149 240H151ZM162 238V237H161ZM174 238V239H175ZM178 238V239H177ZM226 238V237H225ZM52 240H53V237L51 238ZM54 239H55V237H54ZM72 239V238H71ZM114 239V240H115ZM143 239V238H142ZM154 239H153V241H154ZM158 239H160V238H158ZM24 240V239H23ZM28 240V239H27ZM31 240V239H30ZM124 240H125V238H124ZM129 240H131V242H132V239H129ZM135 240V239H134ZM144 240V239H143ZM148 240V239H147ZM163 240V239H162ZM161 240V241H162ZM166 239H164V241H165ZM68 241H70V239L68 240ZM73 241V240H72ZM95 241V240H94ZM123 241V240H122ZM138 241H139V239H138ZM146 241V240H145ZM170 241H172L171 240V238H170ZM26 242V241H25ZM32 242V241H31ZM43 242V241H42ZM67 242V241H66ZM96 242V241H95ZM127 242H129L128 240H127ZM135 242V241H134ZM140 242V241H139ZM138 242V243H139ZM142 242V241H141ZM147 242V241H146ZM155 242V241H154ZM156 242H158L157 241V239H156ZM173 242V241H172ZM174 242H175V240H174ZM213 242H214V240H213ZM219 242H220V244H219ZM83 243V242H82ZM137 243V242H136ZM137 243V246H139V244ZM143 243H145V242H143ZM141 244V247H144L145 245L144 244ZM165 243H168V242H166L165 241ZM171 242H169L168 244H170ZM177 243V242H176ZM66 244V243H65ZM98 244V243H97ZM102 244V245H103ZM119 244V243H118ZM123 244V243H122ZM126 244V243H125ZM131 244V243H130ZM134 244V243H133ZM149 245H150V242L148 243ZM155 244V243H154ZM153 244V245H154ZM163 244H164V242H163ZM172 244V243H171ZM72 245H74V244H72ZM93 245V244H92ZM101 245V246H102ZM132 245V244H131ZM142 245H144V246H142ZM177 245V244H176ZM49 246V245H48ZM47 246V247H48ZM67 246V245H66ZM87 246V245H86ZM95 246V245H94ZM127 246V245H126ZM128 246H130V245H128ZM127 246V247H128ZM146 246H147V243H146ZM155 246V245H154ZM166 246V245H165ZM164 246V247H165ZM172 246V245H171ZM170 246V247H171ZM47 247H45L47 250H48V248ZM65 247V246H64ZM72 247V246H71ZM71 247L70 246H67V248H70V250H72L71 249ZM121 247V246H120ZM147 247H149V246H147ZM147 247H145V250L143 249V251L145 252V251H147L146 250V248ZM151 247H152V243H151ZM151 247H149L150 248V251L152 250V248ZM156 247V246H155ZM155 247H154V249H155ZM169 247V246H168ZM60 248H61V246H60ZM63 248V247H62ZM66 247L65 248H63V250H65L66 251V256H68V258L71 260V261H73L72 260V258H74L75 257V255H73V251H72V253L71 252H68L69 251V249H67ZM74 249H75V245H74V247H73ZM102 248V247H101ZM132 248V247H131ZM139 248V247H138ZM148 248V249H149ZM157 248V247H156ZM38 249V248H37ZM55 249V248H54ZM81 249V248H80ZM87 249V248H86ZM96 249V248H95ZM105 248L103 247V250H104ZM121 249H124L123 247L121 248ZM142 249V248H141ZM153 249V250H154ZM165 249V248H164ZM168 249V248H167ZM167 249L165 250L166 251V253H167ZM170 249L171 248H169V251H170ZM46 250V251H47ZM62 250V251H63ZM68 250V251H67ZM77 249H75V252H77L76 251ZM152 250V251H153ZM30 251V250H29ZM29 251H28V249H25V251L23 252L24 254V256H27L28 257V255H30V256H32L30 253H29ZM44 251V250H43ZM42 251V252H43ZM45 251V252H46ZM50 251V250H49ZM80 251V250H79ZM85 251V250H84ZM83 251V252H84ZM107 251V250H106ZM116 251V250H115ZM178 251V250H177ZM48 252V251H47ZM57 252V251H56ZM108 252V251H107ZM126 252V251H125ZM128 252H129V250H128ZM170 252H172V251H170ZM169 252V254H171ZM78 253L79 252H77V255H78ZM86 253V252H85ZM116 253V252H115ZM120 253V252H119ZM119 253H118V255H119ZM131 253V252H130ZM147 253H148V251H147ZM153 252H150V254H152ZM159 253V252H158ZM177 253V252H176ZM75 254V253H74ZM97 254V253H96ZM105 255H106V253H104ZM137 254V253H136ZM145 254H146V252H145ZM160 254V253H159ZM51 255V254H50ZM49 255V256H50ZM94 255V254H93ZM100 255H103V254H100ZM109 255V254H108ZM121 255V254H120ZM132 255H133V253H132ZM138 255V254H137ZM156 255V254H155ZM173 255H174V253H173ZM179 255V254H178ZM180 255V256H181ZM46 257H47V253H46V255H45ZM88 256V255H87ZM113 256V255H112ZM123 256V255H122ZM138 256H140V255H138ZM143 256V255H142ZM152 256H154V253L152 254ZM168 256V255H167ZM170 256V255H169ZM175 256V255H174ZM54 257H56V259L58 260L59 258H57L58 256H53V258ZM111 257V256H110ZM125 257V256H124ZM131 257V256H130ZM135 257V256H134ZM145 257V256H144ZM155 257V256H154ZM178 257V256H177ZM201 257V258H202ZM216 257L220 260V263H218L217 261L218 260H216ZM32 258V257H31ZM31 258H29V259H31ZM48 258H50V257H48ZM52 258V257H51ZM62 258V257H61ZM88 258H89V256H88ZM91 258V257H90ZM114 258V257H113ZM157 258V257H156ZM167 258V257H166ZM165 258V259H166ZM173 258V257H172ZM176 260L178 259V258H176V257H174ZM28 259V258H27ZM55 259V258H54ZM54 259H52V260H54ZM64 259V258H63ZM65 259H67V258H65ZM94 259H95V257H94ZM104 259V258H103ZM102 259V260H103ZM134 259H136V261L138 260L137 258H134ZM143 260L145 259V258H142ZM158 259V258H157ZM175 259H173V260H175ZM183 259V258H182ZM48 260V259H47ZM56 260V261H57ZM100 260V259H99ZM106 260V259H105ZM114 260V259H113ZM121 260V259H120ZM140 260H141V258H140ZM142 260V261H143ZM184 260V259H183ZM29 261V260H28ZM28 261L25 263V264H29L28 263ZM31 261H33L32 259H31ZM35 261V260H34ZM75 261H77V260H74L73 262L74 263H76ZM79 261V260H78ZM134 261V260H133ZM154 261V260H153ZM169 261V260H168ZM30 262V261H29ZM122 262V261H121ZM125 262V261H124ZM128 262V261H127ZM152 262V261H151ZM163 262V261H162ZM166 262V261H165ZM164 262V263H165ZM175 261H172V260H170L169 261V263H167V264H178V263H174ZM177 262H179L180 263V260H178ZM32 263V262H31ZM58 263V262H57ZM56 262H52L51 264H57ZM66 263V262H65ZM73 263V264H74ZM84 263V262H83ZM88 263V262H87ZM137 263V262H136ZM163 263V264H164ZM45 264H49L48 263V261L47 262H45ZM59 264V263H58ZM66 264H70V262H67ZM95 264V263H94ZM115 264H120L119 263V261L118 262H116ZM124 264V263H123ZM135 264V263H134ZM148 264V263H147ZM154 264V263H153ZM157 264V263H156ZM159 264V263H158ZM182 264H185V263H182Z\"/></svg>", "mask_w": 264, "mask_h": 264}]
</instances>
